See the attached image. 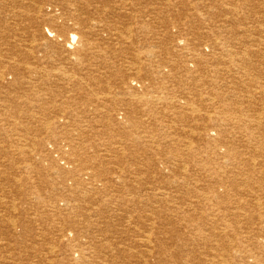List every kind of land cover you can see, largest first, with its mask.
Masks as SVG:
<instances>
[{
	"label": "rangeland",
	"instance_id": "374dc122",
	"mask_svg": "<svg viewBox=\"0 0 264 264\" xmlns=\"http://www.w3.org/2000/svg\"><path fill=\"white\" fill-rule=\"evenodd\" d=\"M106 3H107V6H106V11L103 13V15L105 14V16L107 17L106 18V24L107 26L109 27L110 29V32L108 33L109 35L106 36V40L108 38V42L109 43H116L115 41V37L117 39L118 36L122 35V39L120 41V45L116 44L115 46H111V47H115V49L118 51L117 54H118V58L120 59L119 60V64L114 67L112 69V71L114 72V75L112 76H108V78H104V82L101 83L102 86H97L98 84H100V82L95 85L92 89V91H90L89 89L87 90L88 91V95L87 96V100H85L83 103H80L79 106L77 105V107L74 109H66V106H63V98L62 97H57L56 98V103L58 105H60V107H63L65 109H60L58 112H62L64 113L65 111H68V110H72L75 112V115L72 116L70 118V122H74V125H75V129H77V132L81 134L83 133V136L80 137V136H75V137H72L71 135H69L64 129L60 128L59 129H56V131L51 132V128H53L52 126H54V123H58L60 122L61 120H54V119H51L48 123V121H46L45 123V126L47 124V130H39L37 132V130L39 129V125L35 128L34 132L32 134H30L31 136H34L33 139L34 141L31 142V144H28L27 145V142L22 139L21 134L20 132H16L15 131V123L18 121V122H23V124H26L27 121H32V122H36L35 120H30L28 117L26 118V108L22 110L21 108V103L24 102L25 99H22L21 95L18 96L17 98H15V100H19V104H20V108L19 109H15L11 106V102H9L11 99H9L8 97L5 96V94L3 96L0 95V119L1 120H4V121H1L0 123V216L2 215H6L8 219H14V221H18V223L20 224V218H21V211H14L13 209L15 208L14 205H16L18 203V207H22L21 205V199H22V203L23 204H27V205H24L26 206V210H29V208H34L36 207L35 210H39V212H43V215L44 216H48L49 217V220H47L46 218H41V217H38V216H35L33 214L32 211H30V215L28 214V216H30L32 218V225H28L26 226V229H27V233L26 236L24 237V242L22 243H17L16 240L14 238H12V235L11 232H12V228H9V226H7L6 223H3L2 224V219L0 218V264H28L30 261L29 264H48L49 262H52L54 260H56L57 258H53L50 254V252L54 251V252H59V250H61L64 245L66 247L69 246V247H74L76 245H85L88 247H93V248H97L98 251L97 252H102L100 257L99 256H96L95 258L94 257H89L88 256V260L89 262H98L100 264H130V262H132L131 264H141L143 262V264L145 263V261H147L145 264H161L159 262V260H156V258H152V257H147L146 255L143 257H138V258H131V261L128 260H124L123 257L120 258V256H117V257H107V256H110L112 254H107L105 253L104 251V247L106 248H110L111 250H116L117 252H124V253H131V254H134L133 251H137L138 253H143L145 252L146 248L143 247L142 249L139 248V249H134L132 251V248L131 246H133V241L134 239L137 237L139 239H142L144 238L143 236H146L147 234L150 235L151 233L153 235H155L156 239H155V245H158L156 246V249L155 251H158L160 247L164 246L163 248L167 249L168 252H171L174 254V259L172 258H169L168 260H166L167 262L165 263H162V264H198L199 260H195L192 258L189 260V258L193 257L194 255L197 257L199 256V253L201 252V264H211L212 262V258L215 257V256H225L226 259L224 260V262H226L225 264H239V260L237 258H235V254L238 253V252H242V250L244 251H247L249 252V249H250V245H248L246 242H245V237L248 236L249 234H252L253 236H258L256 234V229L259 228V221H255V222H247L243 227L242 229L239 230L238 233H231L230 229L233 228V225L230 229H222V227L226 228L224 225H228L230 226V224L233 222V221H230L233 217H237V214H239L241 217H239L240 221H242L241 219L244 220L245 218V215L244 214V211H249L251 214L253 215H257L264 218V200H261L259 203H260V207H262L260 210L258 209V212H263L261 215L258 214V212H254L253 210H250V209H247V208H243L244 206V202L246 200V195L243 194V192H246L248 190V192H253L250 194L251 195H254V196H259L257 195L255 192V189H252L250 188L249 190V187L246 186H243L244 184V180L246 178H249L251 176H255V182H253L259 189H261V191L264 193V185L262 184V178L259 179V177H257L258 175V172L259 171H256V172H249V169L253 168L252 166L248 168L244 167V165H242V162L240 163V157L241 155H243L242 157L243 158H247L251 155H254V156H251L253 158V165L257 166L258 169H264V160L262 159L261 155L264 154L263 152L264 151H261L259 149V152L258 154L257 153H254L252 154V150H253V145L252 144H249V146L251 145V147H249L248 145H246L245 142H242V143H235V151L238 152L239 154H236L234 152L231 151V156L230 157H226L224 158L223 154V149L221 152H218L219 154V158L216 154H214V151L213 149H210L208 147H205L202 143V141H194L196 145H201V154L198 155V154H195V156L193 157H190L189 159L191 160V165L193 167V169L195 168V170L197 169L196 167H194V165H196V163H200L201 164V175H199V173H195V172H192L191 175L192 176H189V187L187 186H182L180 190L181 193H179V190L175 191V190H172V192L174 193L173 195L175 197L178 198V200L180 201H176V203H173L171 204V207L173 206H177V205H180L178 206L179 208L177 209L178 212H180L179 214L180 217L179 218H175V219H172L171 221L169 220L168 222L166 220H164V218L161 219L162 216H165L166 217V213H167V208H162V209H158L156 212L159 213V216H158V225H154V227H150V224H148V222L146 220H144L145 218H141L139 217L138 215H142L143 217V214L144 216H148V215H151L152 214V210L150 208H147V206H134L135 204H133V206L131 205L133 203V200H135V194H137L139 192L140 189H144L146 190L147 188H153L155 186H160L159 184L161 183V181L165 182V178L167 175H165L162 180H160V178H156L153 177V171L151 170L150 173L148 175H143L145 178V183H144V178L143 176L141 175L140 178L137 176H134V175H138L136 173V169H135V164L133 163V158L141 153H144L146 154V146H152V143H150L148 141V139H145V138H142L140 140V142L137 143V138L140 137V133L141 135H143V131H147V130H143L142 128H138L139 127V124L138 123H127L126 121H124L122 118H123V114H125V112L127 111L128 112V115H129V119L130 121H133V120H142V121H146L149 122V120L152 122V124H155L156 120L157 119H160V120H157V122L159 123H156V127H155V130L156 132H154V137L157 141V145H158V149H160L159 151L156 150V147L154 146V150L152 152H147V155L148 157L146 156L145 158L149 160L151 159H155L156 161L159 162H164L167 160V156L168 155H171L173 153H176V147H174V144L175 140H177V137H180L181 135V131L182 130H186V128L188 129L189 127H195V128H199L201 126V120L203 121L204 119H206L205 121H216V120H227L225 121L226 122V125L224 124V128L227 127L229 129L232 128L233 125H230L228 124V121L230 123V121H233V120H229V117L232 116V112L229 110H227L228 108H231L232 109H235V107H237V111L239 112H236V113H233V116L232 118H235V116H238V114H241L240 116L241 117H244L246 118L245 116H248L247 114V111L251 112L250 114H256L257 118L259 119V121L263 120L264 118V105H262V102H260L261 104H258L260 106H255V108L258 109L259 112L255 113L254 111L257 110V109H254V106H250L251 105V99L252 97H249L248 94L246 93V95L244 94H240L234 92V91H230L231 88H232V84L234 83L233 80L237 79L239 80L237 77V72H239L240 70L245 74H246V71L244 69H240V67H232V63H233V60L235 59V56H233V54L235 53H239L240 51H242L241 53H245L246 52V55L243 56V55H240L241 57L244 58V60L250 62L252 65H255L256 63V66H258V68L256 69V71H253L251 70L252 72V75L250 76V78H246L247 76H245L244 74V78L246 79L247 81V84L248 82H250L248 85L245 83V79H241V83H243V85H246V86H250L253 91L250 92L251 94H254L255 91L254 90H263L264 89V20L262 21V19H264V0H105ZM241 1V2H240ZM250 1V2H249ZM252 1V2H251ZM125 2V3H124ZM226 2V3H225ZM235 2V3H234ZM237 2V3H236ZM245 2V3H244ZM262 2V3H261ZM24 4H27V2H22ZM111 3V4H110ZM239 3V4H238ZM251 3V5H250ZM258 3V4H257ZM244 4V5H242ZM29 5V4H27ZM25 5V6H27ZM254 5V6H253ZM225 8H224V7ZM228 6V7H227ZM246 6H248V8H246ZM190 7V8H189ZM232 7V8H230ZM252 7V8H251ZM215 8V9H213ZM218 8L220 9H223V10H226V11H223V14L222 13H219V14H222V15H218ZM237 8V9H236ZM121 9V10H120ZM213 9V10H212ZM217 9V10H216ZM252 9V10H251ZM212 10V11H211ZM234 11V10H237L238 13H235L234 12H231V11ZM16 11V10H14ZM17 11H25L24 9L23 10H17ZM124 11V12H123ZM254 11V12H253ZM260 11V12H259ZM25 12H33V10L31 11H25ZM243 13V14H241ZM249 13V14H248ZM253 13V14H252ZM260 13V14H259ZM114 14V15H113ZM251 14H252V17H251ZM124 15V16H123ZM225 15V16H224ZM227 15V17H226ZM239 15V16H238ZM257 15H260L259 18ZM90 17V15H87ZM111 16V17H110ZM113 16V17H112ZM234 16L235 18H238L239 20H241V22L237 21L234 22ZM256 16V17H255ZM221 17V18H220ZM223 17V18H222ZM226 17V18H225ZM114 18H116L115 20H113ZM142 19V20H140ZM222 19V20H221ZM258 19V20H257ZM261 19V20H260ZM24 21V20H23ZM29 20H25V22H27V24L24 22L22 24V28L24 29L25 32L28 31V29H31L32 30V26L31 24H29L30 22H28ZM246 21V22H245ZM131 22V23H130ZM230 24H229V23ZM239 22V23H238ZM259 22V24H257ZM260 22L261 24L263 25V28L259 27L260 25ZM122 23V24H120ZM245 23V24H244ZM256 23V24H254ZM11 24V26L9 25ZM21 24V23H20ZM115 24V25H114ZM153 24V25H152ZM186 24H188V26H186ZM192 24V25H191ZM226 24V25H225ZM30 25V26H29ZM117 25V26H116ZM119 25V27H118ZM124 25V26H123ZM127 25V26H126ZM232 27H231V26ZM250 26V27H247ZM256 29L254 30V28ZM257 25V26H256ZM8 27H5V28H1V29H4L6 31L9 32V40L8 41H0V47H1V50H3V52H7L9 50H11L13 48V45L15 44L14 43V34L12 33L14 31V26L13 25V20H10L9 23L6 25ZM205 26V27H204ZM227 26L230 27V29H233L234 30V34H232V40H227L225 41V39L227 38V36H224L221 32H223L222 29H229V27L227 28ZM246 28H245V27ZM13 27V29L11 28ZM121 27V28H120ZM122 27H123V31H122ZM126 27V29H124ZM162 27V28H161ZM253 29H252V28ZM11 28V30H10ZM26 28V29H25ZM115 28V30H118V31H114L113 29ZM130 28V29H129ZM147 28V29H146ZM208 28V29H207ZM213 28V29H212ZM220 28V29H219ZM251 28V29H250ZM119 29L121 31H119ZM139 29V30H138ZM151 29V30H150ZM162 29V30H161ZM168 29V30H166ZM243 29V30H242ZM248 29V31H247ZM113 31V32H112ZM127 31V33H125ZM130 31V32H129ZM136 31V32H135ZM155 33H154V32ZM173 31V32H172ZM247 31V32H245ZM259 31V32H258ZM118 32V33H117ZM122 32V33H121ZM135 32V33H134ZM157 32V33H156ZM180 32L181 34H175V33H178ZM258 32V34H257ZM262 32V33H261ZM131 33V34H129ZM150 33V34H149ZM154 33V34H153ZM162 33V34H160ZM167 33V34H166ZM168 33H174V34H168ZM208 33V34H207ZM245 33H247V35H249L248 37H246L247 35H245ZM260 33V34H259ZM4 34V33H3ZM135 34V35H134ZM149 34V35H147ZM164 34V35H163ZM240 34V35H239ZM243 34V35H242ZM263 34V35H262ZM1 35V33H0ZM118 35V36H116ZM127 35V36H126ZM144 35V36H143ZM160 35V36H159ZM203 38H202V36ZM110 36V37H109ZM112 36H115V37H112ZM125 36L127 38H125ZM130 36V38H129ZM139 36V37H138ZM148 36V37H147ZM216 36V37H215ZM241 36V37H240ZM136 37V38H135ZM138 37V38H137ZM141 37V39H140ZM237 39H236V38ZM239 37V38H238ZM25 38V39H24ZM22 39V43L21 44H17V45H20L21 47H18L17 49L19 51H23L22 49L23 48V45L27 44L28 41H30V37L27 36V34L25 35ZM29 38V39H28ZM119 38V37H118ZM144 38V39H142ZM160 38V39H159ZM217 38V39H216ZM130 39V40H129ZM138 39V40H137ZM148 39V40H147ZM151 41H150V40ZM164 39V40H163ZM184 39L185 42H182L183 45H181V47H185L183 50V52H180L178 53L181 48L177 46H180V44H182L180 42V40ZM199 39V40H198ZM206 39V40H205ZM235 39V40H234ZM242 39V40H241ZM249 39V40H247ZM124 40V41H123ZM143 40V41H142ZM204 40V41H203ZM216 40V41H215ZM24 41V42H23ZM159 41V42H158ZM170 41V42H169ZM203 41V42H202ZM206 41V42H205ZM219 41H221L219 43ZM231 41L232 43L231 44H228V45H225V48L223 50L224 54L222 53V55L220 54L221 51H219L220 49H215V46L216 44H222L224 42H229ZM236 41V42H235ZM130 42V43H129ZM166 42V43H165ZM211 42V43H210ZM244 42V43H243ZM250 42H253L252 44ZM259 44H258V43ZM19 43V42H18ZM139 43V44H138ZM156 43V44H155ZM161 43V44H160ZM171 43V44H169ZM208 43V44H207ZM243 43V44H242ZM246 43V44H245ZM141 44V45H140ZM154 44V45H153ZM167 44V45H166ZM241 44V45H240ZM245 44V45H244ZM255 44V45H253ZM257 44V45H256ZM118 45V46H117ZM125 45V46H124ZM127 45H130V46H127ZM152 45V46H151ZM157 45V46H156ZM164 45V46H163ZM172 45V46H171ZM249 45V46H248ZM251 45V46H250ZM260 45V46H259ZM135 46V47H134ZM211 46V47H210ZM256 47V49L254 50L252 47ZM117 47V48H116ZM146 47V48H145ZM244 47H245V50H244ZM250 47V48H249ZM261 47V48H260ZM263 47V48H262ZM123 48V49H122ZM125 48V49H124ZM140 48V49H139ZM145 48V49H144ZM150 48V49H149ZM120 49V50H119ZM127 49V50H126ZM178 49V50H177ZM228 49H231V50H228ZM234 49V50H233ZM241 49V50H240ZM254 51H253V50ZM126 50V51H125ZM186 50V51H185ZM212 50V51H211ZM239 50V51H238ZM258 50H260L258 52ZM262 50V51H261ZM121 51V52H120ZM145 51V52H144ZM148 51V52H147ZM189 51V52H188ZM204 51V52H203ZM234 51V52H233ZM126 52V53H125ZM132 52V53H131ZM150 52V53H149ZM193 52H199L201 53L204 57H205V60H207L208 62L205 63V64H209L208 67L212 66L214 63V58L215 57H222V56H225L224 58H227L225 60H229L230 61V66H231V72L233 73H224V72H219V73H216L215 72V75L212 74L213 72L210 70L211 68H208L207 70L205 68H203L205 65L203 63H201L202 65L201 66H196V65H188L189 68L185 69L187 70L185 73H183L182 75H184V80L187 82H182L180 80L176 81V79H179L178 76H175V75H172L170 74V76H167L166 78L163 77V76H156V78L154 79L153 81V85H155L156 87L160 86V85H168L167 86H164V89L166 90L164 93L161 94V96L163 97H166V99H163L162 100V103L159 104L157 106L158 109L154 108V112L152 111H144V112H140V111H135V108H140V107H135L134 105V102L133 100L130 101L129 98L127 99V106L125 105L124 108H127L126 110L125 109H121L119 108L120 110H116L115 106L117 104H119L120 102V99H124L126 101V97H119L121 96L120 94V91H119V87H120V81L121 83H124L123 80H119L120 78L121 79H125L124 81H127L126 79H128V77L130 79H134L133 78V74L136 73V67L135 64L133 63L134 66L130 67V64L132 65V62L134 61H130L132 58H138L136 55L138 56H142V58H147L150 57V56H153V59H155L156 62H158V60H161L163 59V57L167 58V60L169 59V61H172L174 62L176 65H180V64H186L187 62V58L190 57L191 53ZM216 52V53H215ZM254 52V53H252ZM261 52V53H260ZM121 53V54H120ZM135 53V54H134ZM215 53V54H214ZM219 53V54H218ZM227 53V54H226ZM260 55H258V54ZM24 54V53H23ZM124 54V55H123ZM159 54V55H158ZM248 54H252L251 56L248 55ZM257 54V55H256ZM35 55V56H34ZM34 55H27L25 58L21 57V56H16L18 57V61L21 63L18 64V65H8V64H5L4 67L6 69V67H9L10 68H14L15 69V73L14 75H11V76H8V85H14L13 89H17L15 88V85H19L20 83L23 84L25 83L26 81H29L32 77H40V74L44 71L45 67L41 66V62H39V55L38 54H34ZM128 55V56H127ZM131 55V56H130ZM149 55V56H148ZM185 55V56H184ZM131 58H130V57ZM148 56V57H147ZM174 56V57H173ZM183 56V57H182ZM263 58H259V57H262ZM169 57V58H168ZM219 57V58H220ZM233 57V58H232ZM30 58V59H29ZM172 58V59H171ZM183 58V59H182ZM213 58V60H212ZM257 60H256V59ZM261 59V61L259 59ZM114 58H109L108 61L109 62H112ZM123 59V60H121ZM130 59V60H129ZM248 59V60H247ZM253 59V60H252ZM255 59V60H254ZM116 60V58H115ZM126 60V61H125ZM128 60V61H127ZM133 60V59H132ZM164 60V59H163ZM166 60V59H165ZM123 61V62H122ZM237 61V60H235ZM125 62V63H124ZM178 62V63H177ZM185 62V63H184ZM260 62L263 64H260ZM188 63V62H187ZM235 63V62H234ZM236 63H239L238 61ZM259 63V64H258ZM8 65V66H7ZM24 65H28V66H25ZM127 65V66H126ZM187 65V64H186ZM21 66V67H20ZM32 66V67H31ZM42 68H40V67ZM261 66V67H260ZM31 67V68H30ZM128 67V69H127ZM263 67V68H262ZM34 68V69H33ZM36 68V69H35ZM38 68V69H37ZM122 68V69H121ZM201 68V69H200ZM8 69V70H9ZM12 69H10V72L12 71ZM13 69V70H14ZM23 69V70H22ZM28 69V70H27ZM126 69V70H125ZM190 69V70H189ZM192 69V71H191ZM204 69V70H203ZM235 69H238V70H235ZM240 69V70H239ZM29 70H32L33 71V74L29 73ZM120 70V71H119ZM134 70V71H133ZM184 70V71H185ZM201 70V71H200ZM205 71L203 73V71ZM2 71V70H0ZM21 71V72H20ZM25 71V72H24ZM127 71H130V72H127ZM197 71H200L197 73ZM212 72V73H209V72ZM237 71V72H236ZM18 72V73H17ZM37 72V73H36ZM117 72V73H116ZM123 72H127L125 75L126 77L123 78ZM134 72V73H132ZM202 72V74H200ZM208 72V74H207ZM255 72V73H253ZM258 72V73H256ZM7 73V72H6ZM39 73V74H38ZM52 73H56V71H52V69H50V71H48V73L46 74L47 77H49V75H51ZM131 73V74H130ZM234 73H235V76H234ZM27 74V75H26ZM31 74V75H30ZM37 74V76H35ZM119 74H121L119 76ZM200 74V75H199ZM211 75V76H208L210 77L209 79H205V78H208L206 75ZM255 74V75H254ZM16 75V76H15ZM24 75V76H23ZM34 75V76H33ZM123 75V76H122ZM205 75V76H204ZM224 75H226L224 77ZM27 76V77H26ZM172 76L175 77L172 78ZM186 76V77H185ZM223 76V77H222ZM232 78L231 80L229 79V77ZM233 76V77H232ZM237 76V77H236ZM256 76V77H254ZM263 76V77H262ZM10 77V78H9ZM19 77V78H18ZM120 77V78H119ZM169 77V78H168ZM199 77V79L197 80V78ZM201 77V78H200ZM218 77H220V79H218ZM259 77V78H258ZM112 78V79H111ZM119 78V79H118ZM172 78V81L170 80ZM188 78H189V81H188ZM224 78V79H223ZM228 78V79H227ZM253 78H256L255 80ZM263 78V79H262ZM28 79V80H27ZM128 79V80H130ZM174 79V80H173ZM192 79V80H190ZM226 79V80H225ZM251 81H250V80ZM259 79V80H258ZM16 80V81H15ZM106 80V81H105ZM163 80V81H162ZM167 80V81H166ZM196 80V81H195ZM207 80V81H206ZM216 80V81H215ZM221 80V81H220ZM114 81V82H113ZM156 81V82H155ZM193 81V82H192ZM202 83H201V82ZM205 81V82H204ZM240 81V80H239ZM242 81H245V82H242ZM107 82V83H106ZM167 82V84H166ZM169 82H172V83H169ZM178 82V83H176ZM180 82V83H179ZM182 82V83H181ZM192 82V83H191ZM213 82V83H212ZM253 82V83H252ZM10 83V84H9ZM113 83V84H111ZM155 83V84H154ZM197 83V84H196ZM212 83V84H211ZM108 86H107V85ZM115 84V85H114ZM148 84V82H147ZM171 84V85H169ZM175 84V85H174ZM185 84V85H184ZM190 84V85H189ZM220 84V85H219ZM223 84V85H222ZM254 84H256L255 86H253ZM84 85V86H83ZM83 88H87L88 86H86L85 84H83ZM103 85H105L106 87H110L111 92L107 91L105 89V87H103ZM152 85V86H153ZM173 85V86H172ZM178 85V86H177ZM197 85H199L197 87ZM205 85V86H204ZM27 86V85H26ZM31 86H34V85H31ZM117 86V87H115ZM180 86V87H179ZM189 86V87H188ZM191 86V88H190ZM203 86V87H202ZM213 86V87H212ZM215 86H216V91L214 90L215 89ZM219 86V87H218ZM223 86V87H221ZM257 86V87H256ZM187 87V88H186ZM193 87V88H192ZM208 90H206V88ZM221 87V88H220ZM255 87V88H254ZM262 87V89H261ZM25 88V87H24ZM96 88V89H95ZM100 88V89H99ZM104 88V89H102ZM168 88V89H167ZM181 89V90H178V89ZM211 88V89H210ZM219 88V89H218ZM224 88V89H222ZM229 92H227V90ZM188 89L189 91H192L194 89L197 90L196 92H188ZM210 89V90H209ZM222 89V90H221ZM178 90V91H177ZM185 90V92H184ZM199 90V91H198ZM95 91V92H94ZM97 91V92H96ZM106 91V92H105ZM180 91V92H179ZM201 91V93H200ZM219 91V92H218ZM222 91V93H221ZM100 92V94H99ZM216 92V93H215ZM218 92V93H217ZM234 92V93H233ZM102 93V94H101ZM107 94V95H104V94ZM117 93V94H116ZM166 93V95H164ZM175 93V94H174ZM178 95H177V94ZM184 93V94H183ZM189 95H188V94ZM196 93V94H194ZM199 93V94H197ZM212 93V94H211ZM228 93V94H227ZM96 94V95H94ZM99 96H98V95ZM174 94V95H173ZM217 94V95H216ZM223 94V95H222ZM231 94H234L232 95L231 97ZM236 94V95H235ZM102 95V97H101ZM104 95V96H103ZM109 95V97H108ZM188 95V96H186ZM193 95V96H192ZM197 95L200 97H197ZM212 95V96H211ZM229 97H228V96ZM77 98L79 95H75ZM93 96V97H92ZM116 96V97H115ZM179 96V97H178ZM182 96V97H180ZM186 96V97H185ZM191 96V97H190ZM196 96V97H195ZM213 96H216V97H213ZM221 96V97H220ZM21 97V98H20ZM95 97V98H94ZM98 99H97V98ZM139 97V96H138ZM194 97V98H192ZM207 97V98H206ZM213 97V98H211ZM231 97V98H230ZM243 98V99H240ZM106 98L108 99H111L113 100L114 102H111L110 101H107V103H102V102H105L104 100H106ZM185 100H184V99ZM198 98V99H197ZM205 98V99H204ZM221 99L222 101H220L219 99ZM233 98V99H232ZM246 98L250 99V100H246ZM9 99V100H8ZM22 99V101H21ZM173 101H172V100ZM183 99V100H182ZM188 99V100H187ZM193 99V101H192ZM230 99H232L231 101L233 102H230ZM237 99V100H236ZM241 101H239V100ZM8 100V101H7ZM90 100V101H89ZM169 100V101H167ZM190 100V101H189ZM195 100V101H194ZM209 100V101H208ZM212 100V102H211ZM219 100V101H218ZM228 100V101H227ZM6 101V102H5ZM117 103H116V102ZM165 101V102H164ZM167 101V102H166ZM192 101V106L190 105ZM224 101V102H223ZM225 101H226V104H225ZM7 103V104H4ZM89 102V104L87 105V103ZM97 102V103H96ZM186 102V103H184ZM189 102V103H188ZM202 104V106L200 107V104ZM244 102V103H243ZM248 102V104H247ZM60 103V104H59ZM177 103H179L177 105ZM204 103V104H203ZM217 103V104H216ZM230 103V104H228ZM236 105H235V104ZM9 104V105H8ZM91 104V105H90ZM94 104V105H93ZM107 105L105 109H102L101 111H97L96 108L99 107V106H103L105 107V105ZM175 104V106H174ZM199 108H197V105ZM206 104V105H205ZM216 104V105H215ZM221 104V105H220ZM225 104V105H224ZM232 104V105H231ZM234 104V105H233ZM246 104V105H245ZM250 104V105H249ZM169 105V106H168ZM174 108H179L178 111L177 109H174L175 112H173L174 110L172 109V107ZM180 105V106H179ZM185 105V106H184ZM188 105V106H186ZM212 105V106H210ZM238 105V106H237ZM82 106V107H81ZM84 106V107H83ZM86 106V107H85ZM88 106V107H87ZM97 106V107H96ZM110 106V107H109ZM113 106V107H111ZM179 106V107H178ZM229 106V107H228ZM10 107V108H9ZM59 107V108H60ZM102 107V108H103ZM192 107V108H191ZM196 107V108H195ZM203 107V108H202ZM207 107V108H206ZM220 109H219V108ZM248 107V108H247ZM260 107V108H259ZM92 108L94 110H92ZM130 108V109H129ZM166 108V109H164ZM191 108V109H190ZM226 108V109H225ZM230 108V109H231ZM253 112H252V109ZM2 109V110H1ZM4 109H6L4 111ZM15 109V110H14ZM78 109V110H77ZM133 109V110H132ZM161 109V110H160ZM172 111H171V110ZM181 109V110H180ZM199 109V110H198ZM219 109V110H216ZM244 109V110H243ZM249 109V110H248ZM21 111L20 113H17V111ZM83 110V111H82ZM105 110V111H104ZM111 110V111H109ZM129 110V111H128ZM139 110H142V109H139ZM160 111V112H157V111ZM169 110V111H168ZM189 110V113L187 112ZM195 110V112H194ZM207 110V111H206ZM222 110V111H221ZM4 111V113H3ZM7 111V113H6ZM34 110H30V112H32ZM88 111V112H87ZM94 111V112H93ZM168 111V113H167ZM178 113H177V112ZM227 111V112H226ZM52 112V110L50 111V113ZM84 112V113H83ZM86 112V114H85ZM111 112V113H110ZM118 112V113H117ZM122 112V113H121ZM124 112V113H123ZM133 112V113H132ZM140 112V113H139ZM183 112V114H182ZM194 112V113H193ZM197 112V113H196ZM199 112V114H198ZM226 112V113H224ZM17 113L18 114V117H13V114ZM91 113V114H90ZM107 116H106V114ZM110 113V114H108ZM156 113V114H155ZM192 113V115H191ZM214 113L213 115H209V114H212ZM221 113V114H220ZM228 113H229V116H228ZM244 113V114H243ZM9 114V115H7ZM90 114V115H89ZM94 114V115H93ZM99 114L101 116H99ZM117 114H119L117 116ZM132 114V115H130ZM155 114V115H154ZM174 114H177V115H174ZM182 114V115H181ZM187 114V115H186ZM207 114V115H206ZM216 114V116H215ZM220 114V116H218ZM224 114V115H223ZM236 114V115H235ZM247 114V115H245ZM10 115H12L10 118H7L9 117ZM98 115V116H97ZM116 115V116H115ZM140 115V116H139ZM167 115V116H166ZM179 115V117H178ZM190 115V116H189ZM209 115V116H208ZM227 115V116H225ZM260 115V116H259ZM3 116H6V117H3ZM82 116V117H81ZM93 116V117H91ZM113 116V117H111ZM120 116V117H119ZM144 116V118H143ZM157 116V117H156ZM161 116V117H160ZM164 116V117H162ZM185 118H184V117ZM190 118H189V117ZM204 116V117H203ZM223 116V117H221ZM262 116V117H261ZM42 117H40V120H42ZM67 117V116H66ZM105 117V118H104ZM167 117V118H165ZM171 119H168L170 118ZM199 117V118H198ZM16 118H18L16 120ZM80 118V119H79ZM83 118V119H82ZM93 118V119H92ZM98 118V120H97ZM107 118V119H106ZM110 118V119H109ZM113 118V119H112ZM119 118V119H118ZM147 118V119H146ZM196 118V119H195ZM204 118V119H203ZM231 118V119H232ZM263 118V119H262ZM11 119V120H10ZM24 119V120H23ZM26 119V120H25ZM29 119V120H28ZM100 119V120H99ZM104 119V120H103ZM109 119V120H108ZM112 119V120H111ZM145 119V120H144ZM149 119V120H148ZM167 119V120H166ZM20 120V121H19ZM85 120V121H84ZM168 120H170L168 122ZM184 120V121H183ZM187 120H191V121H187ZM199 120V121H198ZM13 123L14 125H12L11 123ZM57 121V122H56ZM161 121V122H160ZM174 121V122H173ZM186 121V122H185ZM193 121V123H192ZM6 122V123H5ZM41 122V121H39ZM39 122H36L37 124H39ZM79 124H78V123ZM86 122V123H85ZM200 122V123H199ZM116 123V124H115ZM161 123V124H160ZM170 126H169V124ZM175 123V124H174ZM182 123V124H180ZM191 123V124H189ZM137 124V125H136ZM173 124L175 126H173ZM178 124V125H177ZM206 126H208L209 124L208 123H204ZM203 124V125H204ZM9 125V126H8ZM134 125V126H133ZM136 125V126H135ZM36 125L34 124L33 127H35ZM93 126V127H92ZM104 126V127H103ZM114 126V127H113ZM148 126V125H146ZM169 126V127H168ZM2 127V128H1ZM6 127V128H5ZM11 127V128H10ZM87 127V128H85ZM117 127V128H115ZM136 127L138 128V130L136 129ZM160 127V128H158ZM162 127V128H161ZM171 127H173L171 129ZM181 127V128H180ZM184 127V128H183ZM85 128V129H83ZM89 128V129H88ZM91 128V130H90ZM102 131H101V129ZM104 128V129H103ZM125 128V129H124ZM87 129V130H86ZM118 129V130H117ZM121 129V130H120ZM131 129V130H130ZM167 129V130H166ZM176 129V130H174ZM180 129V130H179ZM182 129V130H181ZM54 130V129H53ZM63 130V131H61ZM80 130H84V131H80ZM112 130V131H110ZM120 130V131H119ZM162 130V131H161ZM164 130V131H163ZM172 130H174L172 132ZM12 133H11V132ZM72 131H74L72 129ZM108 131V132H107ZM110 131V132H109ZM114 131V132H113ZM117 131V132H116ZM135 131V132H134ZM161 131V132H160ZM167 131V132H166ZM199 131V130H198ZM32 132V131H31ZM30 132V133H31ZM129 132V133H128ZM132 132V133H130ZM176 132V133H175ZM230 132H233V130H231ZM39 133V134H38ZM61 133V134H59ZM67 133V134H66ZM92 133V134H91ZM100 133V135H99ZM104 133V134H103ZM107 133V134H106ZM115 133V134H114ZM134 133V134H133ZM170 133V134H169ZM178 133V135H177ZM236 133H238L236 131ZM236 133H232L230 136L232 138L233 141H235L233 139L234 135L236 138V140L240 139V134H236ZM5 134V135H4ZM44 134V135H43ZM87 134V135H86ZM129 134V135H128ZM172 134V135H171ZM3 135V136H2ZM7 135V137H6ZM18 135V136H17ZM56 135V136H55ZM66 135V136H65ZM93 135V136H92ZM117 135V136H115ZM128 135V136H127ZM131 135V136H130ZM136 135V136H135ZM160 135V136H159ZM175 135V136H174ZM1 136L3 138H1ZM17 136V137H16ZM51 136V137H50ZM59 136H62V137H59ZM86 136V137H85ZM102 136V137H101ZM107 136V137H106ZM133 136V137H132ZM163 136V137H162ZM172 136V137H171ZM12 137V139H11ZM15 137V139L13 138ZM36 137V138H35ZM41 137V138H40ZM90 137V138H89ZM96 137V138H95ZM110 137V138H109ZM117 137V138H116ZM119 137V138H118ZM157 137V138H156ZM183 137V136H182ZM242 137V136H241ZM6 138V139H5ZM20 138V139H19ZM58 138V140H57ZM65 138V139H63ZM66 138H70V140H76L75 142L73 141V146H77L79 148H82V147H87V146H90L92 148L91 152H87V155H86V158L85 161L83 160V165L82 167H85L86 169H88V171H90L91 173H94L96 175H101L103 178V180L107 181L108 184L106 186H102L101 184H97L98 185V189L99 191H101V193H98L96 195L97 197V202H98V206H101L102 204H105V205H102L101 208L104 207V210L106 209V211H104L103 214H98V216H95V211H96V206H95V211H92L90 212L91 213V217H97L96 219H92L91 217L90 218H73V219H69L68 221H61L59 217H51L54 212L52 210H54L51 206L52 202H54V200L60 196H66L67 198L71 199V206L68 208V207H62L64 214L66 213V215H69L71 214L72 216L74 211L73 208L76 204H78V202H74V198L75 196L77 195H74L73 193H71V189H72V186L70 187V191H67L65 189H63L62 187H60L61 185V182L62 180H60L61 178H58V176L56 177V180H55V183L57 184L56 187H55V191L53 190V187L49 186L48 184L46 183H42L41 181V184H40V177H42V175L40 174V172L37 170L38 168H49L48 166H53V165H57V166H60V167H66L68 169V164L64 163L65 161H63V163L60 160V156H57L55 155L54 159L58 162V164H54L52 163L50 160L51 158L49 156H44L42 155L41 153V149H44L43 146L41 145H38L37 143V140H45V143L47 142V144H52L50 145L51 147L53 146L54 148L56 147L57 149H60L62 150L63 152H66V154H69L67 151H70L71 148L68 147L69 143H71L70 141H68ZM99 138V140H98ZM115 138V139H114ZM2 139V141H1ZM20 140L19 142H15L16 140ZM88 139V141H87ZM108 139V140H107ZM114 139V140H113ZM167 139V140H166ZM11 140V141H10ZM61 140V141H60ZM95 140V141H94ZM103 140V141H102ZM165 140V141H164ZM180 140H183V139H180ZM237 140V141H238ZM21 141H22V147L19 146L21 145ZM78 141V142H77ZM97 141V142H96ZM114 141V142H113ZM6 142V143H5ZM13 144H12V143ZM100 142V143H99ZM117 142V143H116ZM120 142V143H118ZM132 143L130 145V143ZM146 142V143H145ZM167 142V143H165ZM173 142V143H171ZM11 143V146H9ZM34 143H36V146L35 147ZM65 143V144H64ZM82 143H85L82 145ZM105 143H106V146H105ZM112 143V144H110ZM151 145H149V144ZM160 143V144H159ZM5 144V145H4ZM7 144V145H6ZM26 144V145H25ZM33 144V145H32ZM116 144V145H115ZM119 144V145H117ZM146 144V145H145ZM161 144H164L163 146H161ZM182 144V145H181ZM177 143V148L181 147L180 149H183L185 145V142L183 143ZM2 145V146H1ZM13 145H15V147H12ZM19 148H23L22 150H25L26 151V154L25 155H28V152L31 151H34L32 154L34 155H39L41 154L42 158L40 159H37L36 156H34L33 158H28V156L25 157V155L21 156L17 153V154H12V153H16L17 151L15 150L17 147ZM30 145V146H29ZM100 145V146H99ZM104 147H103V146ZM112 145V146H111ZM123 147H121V146ZM170 145V147H169ZM173 147H172V146ZM93 146V147H92ZM126 146V147H125ZM132 146V147H131ZM141 146V147H140ZM176 146V145H175ZM2 147V148H1ZM8 147V148H7ZM11 147V148H10ZM28 147V148H25ZM34 147L36 149H34ZM48 147L47 149L49 150H52L53 147ZM138 147V149H137ZM257 147V146H256ZM7 148V149H6ZM29 148H31L29 150ZM95 148V149H94ZM97 148H100V149H97ZM117 148V149H116ZM169 148H171V150H173V153L169 151ZM5 149V150H4ZM28 149V150H27ZM105 149H108V150H105ZM111 149V150H110ZM146 149V150H145ZM206 149V150H205ZM252 149V150H251ZM38 150V151H37ZM46 150V149H44ZM102 150V151H101ZM122 150V151H121ZM208 150V151H207ZM245 150H248V151H245ZM15 151V152H14ZM105 151V152H103ZM111 151V152H110ZM114 151V152H113ZM118 151V152H116ZM119 151H121L119 153ZM142 151V152H141ZM210 151V153H208ZM244 151V152H243ZM252 153H251V152ZM37 152V154L35 153ZM59 152V155L61 154L60 151L58 150ZM99 152V153H98ZM107 152V153H106ZM139 152V153H138ZM164 152V156L162 155ZM170 152V153H169ZM248 152V153H247ZM250 152V153H249ZM262 152V154H261ZM5 153V154H4ZM39 153V154H38ZM90 153L92 155H90ZM103 153V154H102ZM106 153V154H105ZM117 153V154H116ZM126 153V154H125ZM246 155H244V154ZM248 155H247V154ZM7 154V155H6ZM95 154V155H94ZM114 154V155H112ZM159 154V155H158ZM167 154V156H166ZM19 155V156H18ZM116 155V157H115ZM120 155V156H119ZM158 155V156H157ZM162 155V156H161ZM197 155V156H196ZM205 155V156H204ZM221 155V157H220ZM238 155V156H237ZM9 156V157H8ZM104 156V157H103ZM108 156V157H106ZM111 156V157H110ZM150 156V157H149ZM152 156V157H151ZM200 156V157H199ZM240 156V157H239ZM5 157V158H4ZM7 157V158H6ZM11 157V158H10ZM17 157V158H15ZM36 157V158H35ZM94 157V158H93ZM102 157V158H101ZM114 157V158H113ZM118 157V158H117ZM154 157V158H153ZM161 157V158H160ZM233 157V158H232ZM236 157V158H235ZM261 157V158H260ZM9 158V159H8ZM21 158V159H20ZM25 158V159H24ZM28 158V159H27ZM89 158V159H88ZM105 158V159H104ZM129 159V160H126V159ZM204 158V159H203ZM206 158V159H205ZM208 158V159H207ZM218 158V159H217ZM14 159V160H13ZM18 162H16L17 160ZM23 159V160H22ZM29 159H32V160H29ZM94 159V160H93ZM123 159V161H122ZM201 161H200V160ZM215 161H214V160ZM9 160V161H7ZM22 162H21V161ZM112 160L114 162H112ZM160 160V161H159ZM199 160V161H197ZM213 160V161H212ZM217 160L219 162H217ZM223 160V161H221ZM256 160V162L254 161ZM24 161V162H23ZM26 161V162H25ZM93 161V162H92ZM16 162V163H15ZM21 162V163H20ZM32 162V163H29ZM99 162V163H98ZM102 162V163H101ZM215 162V163H214ZM24 165H23V164ZM28 163V164H27ZM106 163V164H105ZM120 163V164H119ZM208 163V164H207ZM53 164V165H52ZM88 164V165H87ZM90 164V165H89ZM94 166H93V165ZM118 164V165H117ZM134 164V165H133ZM153 164H154V160H153ZM163 164L164 163H161V164H156L154 167L151 166L152 169H155L156 167H161L164 169V167H166V169L164 170L166 172V174H168V169L167 167L169 166V164H165V166L163 167ZM206 164V165H204ZM236 164V165H235ZM19 166V169H18V166ZM22 165V166H21ZM34 165V167H33ZM98 165V167H97ZM103 165V166H102ZM110 165V166H109ZM120 165V168L118 169ZM130 165V166H129ZM190 165V166H191ZM230 165V166H229ZM5 166V167H4ZM15 166V167H14ZM17 166V167H16ZM32 166V167H31ZM118 166V167H117ZM126 166L128 167L126 169ZM133 166V167H132ZM205 166H208V167H205ZM228 166V167H227ZM242 166V167H240ZM259 166H261L262 168H260ZM75 168L74 169H68L69 171H67L66 173H64L63 175H65L66 178L70 177V176H75V172L73 170H77V164L76 166H74ZM88 167V168H87ZM122 167V168H121ZM13 168V169H12ZM17 168V169H16ZM25 168V170H24ZM37 168V169H35ZM79 168V167H78ZM132 168V169H131ZM241 168V169H240ZM247 169L245 171V169ZM31 169V170H30ZM34 169V170H33ZM90 169V170H89ZM92 169V170H91ZM101 169V170H100ZM110 171H109V170ZM16 170V172H15ZM23 170V171H22ZM30 170V171H29ZM96 170V171H95ZM114 170V171H113ZM121 172H120V171ZM124 170V171H123ZM206 170V171H205ZM243 170V171H242ZM12 171V172H11ZM22 171V172H21ZM34 171V172H33ZM127 171V172H126ZM132 171V172H131ZM214 171H218L219 173H222L223 175V178L219 177V179H230L233 180L231 182H229L228 180L227 181H222V180H219L218 178H216V176L214 175ZM224 171V172H223ZM230 171V172H229ZM20 172V174H19ZM226 172V173H225ZM231 172L235 173L233 175H231L230 177V174H232ZM247 175H246V173ZM12 173H15V174H12ZM24 173V174H22ZM120 173V174H119ZM152 173V174H151ZM230 173V174H229ZM4 174V175H3ZM8 174V175H7ZM29 174V175H28ZM123 174V175H122ZM196 174V175H194ZM224 174H227L226 177ZM244 174V175H243ZM12 175V176H11ZM26 175V176H25ZM214 175V176H213ZM12 178L15 177L16 180H19L20 182H25L27 180V183L29 182V188H33V189H36L38 191V193H34V192H29V193H26V194H22L21 192L18 194V193H15V186L14 187H11V184L9 183V178L12 179ZM40 176V177H39ZM107 176V177H106ZM110 176V177H109ZM113 176V177H112ZM148 176V178H147ZM236 176V177H235ZM241 176V178H243V180L241 181V179L238 177ZM245 176V177H244ZM36 177V178H35ZM123 177V179H122ZM129 177V178H128ZM152 177V178H150ZM180 176L177 174V175H173V176H170V179L174 180V179H177L179 178ZM192 177V179H190ZM198 179H197V178ZM232 177H234L232 179ZM257 177V179H256ZM29 178V179H28ZM34 178V179H33ZM66 178L64 180H66ZM125 178V179H124ZM143 178V179H142ZM201 178V179H200ZM214 178V180H213ZM31 179V180H30ZM43 179V178H42ZM88 179V178H87ZM122 179V180H120ZM130 179V180H129ZM142 180V183L140 182ZM153 179V180H152ZM167 179V178H166ZM262 179V180H261ZM6 180V181H5ZM29 180V181H28ZM33 180V181H32ZM92 180V179H91ZM110 180V181H109ZM133 180V181H132ZM150 180V182H149ZM165 180V181H164ZM196 180V182H195ZM240 180V181H239ZM261 180V181H260ZM157 181H160L159 183ZM191 181H192V185H191ZM220 181V182H218ZM236 181V182H235ZM39 182V183H38ZM113 182V183H111ZM129 182V183H128ZM139 182V184H137ZM157 182V183H156ZM200 182V183H199ZM213 182V183H212ZM261 182V183H260ZM111 183V184H109ZM118 183V184H117ZM133 183V184H132ZM149 183V184H148ZM154 183V184H153ZM211 183V184H210ZM219 185H222L221 187L222 188V194L221 196L216 199L215 197H213V195L209 192L210 189L209 187H213V186H219ZM239 183H241L240 187L241 189H236V188H233L235 186H237ZM243 183V184H242ZM46 184V185H45ZM95 184V183H94ZM135 184V185H134ZM232 184V185H231ZM71 185V183H70ZM112 187H111V186ZM138 185V186H137ZM151 185V186H149ZM254 185V186H255ZM261 185V186H260ZM116 186V187H115ZM123 186V188H122ZM127 186V187H125ZM142 186V187H141ZM201 187V190H200V187ZM255 186V187H256ZM103 187V188H102ZM115 189H114V188ZM131 187V188H130ZM140 187V188H139ZM185 189H184V188ZM193 187V188H192ZM205 187V188H203ZM220 187V186H219ZM243 187V188H242ZM111 188V190H110ZM113 188V189H112ZM233 188V190H232ZM247 188V190H246ZM107 189V190H106ZM118 189V190H116ZM120 189V190H119ZM122 189V190H121ZM194 189L196 191H194ZM257 189V188H256ZM59 190V191H58ZM78 191H75V192H79V189H77ZM131 190V191H129ZM133 190V191H132ZM191 190V191H190ZM200 190V192H199ZM204 190V191H203ZM52 191V192H51ZM183 191V192H182ZM190 191V192H189ZM203 191V192H202ZM208 191V192H207ZM225 191V192H224ZM243 191V192H242ZM58 192V193H57ZM105 192V193H104ZM113 192V194H112ZM115 192V193H114ZM121 192L123 193V196H125V198L122 196ZM129 192H130V195H129ZM170 192V191H169ZM177 192L181 195H178ZM48 193V194H47ZM67 193V194H66ZM111 193V194H110ZM117 193V194H116ZM128 193V194H127ZM192 193V194H191ZM198 193V194H197ZM204 193V194H203ZM22 194V195H21ZM109 194V195H108ZM119 194V195H118ZM191 194V195H190ZM206 194V196H204ZM208 194V195H207ZM211 194V195H210ZM27 195V196H26ZM53 195V196H52ZM117 195V196H116ZM178 195V196H176ZM197 195H200V199L197 198L196 196ZM20 198H18V197ZM26 196V197H25ZM33 196V197H32ZM49 196V198H48ZM57 196V197H56ZM108 196V197H107ZM114 196V198H112ZM129 196V198H128ZM190 196V197H189ZM196 198H195V197ZM204 196V197H203ZM245 196V198H244ZM25 197V198H24ZM43 197V198H42ZM99 197V198H98ZM181 197V198H180ZM202 197V198H201ZM52 198V199H51ZM73 198V199H72ZM107 198V199H106ZM117 198V199H116ZM134 198V199H133ZM180 198V199H179ZM184 198V199H183ZM191 202H195L194 206L196 207V209L198 207H200L199 209H197L198 211V214L200 215L201 211H202V214H201V225H204L205 228L202 229L201 231V238L202 236H205V238H207L206 241H204L202 243L199 242H194V241H191L192 240V235L191 233L194 232L193 228L196 229V222L199 221V220H194V222H191V223H188V224H185L186 221L182 220V217L184 216H188L189 215V209L191 210L192 209V206L189 207L188 203L189 200H191ZM211 198V199H210ZM3 199V200H2ZM35 199V200H34ZM109 199V200H108ZM183 199V200H182ZM194 199H197V200H194ZM201 199H202V202H201ZM204 199V200H203ZM14 200V201H13ZM17 200V201H16ZM24 200V201H23ZM34 200V201H33ZM47 200V201H46ZM49 200V201H48ZM73 200V202H72ZM131 200V201H130ZM182 200V201H181ZM184 200L186 201V203L184 202ZM194 200V201H193ZM206 200V201H205ZM30 201V202H29ZM36 201V202H35ZM205 201V202H204ZM208 201V202H207ZM217 201V202H216ZM221 201V202H220ZM17 202V203H15ZM101 202V203H100ZM110 202V203H109ZM126 202V203H125ZM181 202V203H179ZM196 202L198 205H196ZM201 202V203H199ZM210 202V203H209ZM263 202V203H262ZM31 203V204H30ZM49 203V204H48ZM73 203V204H72ZM112 203V204H111ZM116 203V204H115ZM119 203V204H118ZM185 203V205L183 204ZM218 203V204H217ZM240 203V205H238ZM34 204V205H32ZM111 204V206L109 205ZM118 204V205H117ZM122 204V205H120ZM201 204V205H199ZM215 204V205H214ZM222 204V206H221ZM262 204V205H261ZM89 205V204H88ZM109 205V206H108ZM131 207H130V206ZM192 205V203H191ZM204 205V206H203ZM211 205V207H210ZM217 205V206H216ZM238 205V206H237ZM17 206V205H16ZM116 206V207H115ZM120 206V207H119ZM184 206V207H183ZM202 206V207H201ZM219 206V207H218ZM228 206V207H227ZM242 206V207H241ZM91 207V206H89ZM128 207V208H127ZM145 207V208H144ZM240 207V208H239ZM259 207V208H260ZM5 208V209H4ZM109 208H112V209H109ZM142 208V209H141ZM229 208V209H228ZM234 208V209H233ZM239 208V209H237ZM243 208V209H242ZM4 209V210H3ZM10 209V210H9ZM49 209V210H48ZM132 209V211H131ZM137 209V211H136ZM145 209V210H144ZM183 209V211H182ZM210 209V210H209ZM216 212V215H218L217 218L216 215L214 214V212ZM222 209V210H221ZM225 209V210H224ZM233 209V210H232ZM263 209V210H262ZM3 210V211H2ZM5 210H8V211H5ZM128 210V211H127ZM134 210V211H133ZM140 210V211H139ZM151 210V211H149ZM185 210V211H184ZM240 212H239V211ZM242 210V211H241ZM49 211V212H48ZM118 211V212H117ZM126 211L125 213L121 214V212H124ZM136 211V213H135ZM188 211V212H186ZM207 211V212H206ZM237 211V214H235ZM97 212V211H96ZM115 212V213H113ZM120 212V214H119ZM130 212V213H128ZM133 212V213H132ZM141 212V213H140ZM147 214H145V213ZM205 212V213H203ZM243 212V213H242ZM259 212V213H260ZM50 213V214H49ZM62 213V212H61ZM132 213V214H131ZM140 213V214H139ZM149 213V214H148ZM171 213V212H170ZM186 213V215H185ZM213 215H212V214ZM241 213V214H240ZM109 216H107V215ZM131 214V215H130ZM134 214V215H133ZM138 214V215H137ZM162 214V216L160 215ZM188 214V215H187ZM210 215L212 217H209V216H206V215ZM222 214V215H221ZM232 214V215H231ZM235 214V215H233ZM18 215V216H16ZM32 215V216H31ZM116 215V216H115ZM238 215V216H239ZM101 216V217H100ZM102 216H104L102 218ZM114 216V217H113ZM119 216H121L119 218ZM161 216V217H160ZM171 216V215H170ZM221 216V217H220ZM227 216V217H226ZM233 216V217H232ZM34 217V218H33ZM107 217V218H106ZM124 217V218H123ZM129 217V218H128ZM131 217V218H130ZM140 219V222H138L139 220L137 218ZM220 217V218H219ZM224 217V218H223ZM232 217V218H231ZM243 217V218H242ZM57 218V219H56ZM126 218V219H125ZM205 218V219H204ZM212 220H211V219ZM230 218V219H229ZM17 219V220H16ZM43 219V220H42ZM77 219V220H76ZM89 220V221H86ZM91 219V220H90ZM103 219V220H102ZM105 219V220H104ZM108 219V220H107ZM114 219V220H112ZM117 219V220H116ZM125 219V221H123ZM137 219V220H135ZM161 219V220H160ZM176 219H181V220H176ZM204 219V220H203ZM221 219H225L227 222H222L220 221ZM33 220H36V221H33ZM39 220V221H37ZM74 220V221H73ZM85 220V221H84ZM119 221H123V222H118ZM143 220V223L145 221V226L143 225V223H141ZM211 220V221H210ZM219 220V222H218ZM52 221H55V222H52ZM112 221V223H111ZM118 223H117V222ZM128 221V222H127ZM133 221V222H132ZM140 224V228L142 229L141 232L142 233H137L135 232L136 230V225H138V223ZM215 221V222H213ZM217 221V222H216ZM245 221V220H244ZM243 221V222H244ZM34 222V223H33ZM40 222V223H39ZM69 222V223H68ZM81 222V223H80ZM110 223V226H109V223ZM116 222V223H115ZM135 222V224H134ZM160 222V223H159ZM162 222L164 224H162ZM167 222V223H165ZM175 224H174V223ZM178 222V223H177ZM184 222V223H183ZM231 222V223H229ZM45 223V224H44ZM67 223V224H66ZM74 223V224H73ZM94 223V224H93ZM122 223H125V224H122ZM169 223V225H168ZM171 223V224H170ZM173 223V224H172ZM180 223V224H179ZM221 223V224H220ZM60 225V226H57V225ZM63 224V225H62ZM76 224V225H75ZM82 224V225H81ZM106 224V225H105ZM134 224V225H133ZM142 224V225H141ZM162 224V225H160ZM178 224V226H176ZM185 224V225H184ZM207 224V226H206ZM216 224V225H215ZM35 225V226H34ZM43 225V226H42ZM47 225V226H46ZM49 225V226H48ZM69 225V227H68ZM89 225V226H88ZM101 225H105V227L101 226ZM121 225V226H119ZM124 225V226H123ZM129 225L130 228L128 227ZM134 228H133V226ZM160 225V226H159ZM182 225V226H180ZM259 225V226H258ZM33 226V227H32ZM64 226V227H63ZM74 226V227H73ZM85 226V227H84ZM98 226V227H97ZM112 226V227H111ZM120 228H118V227ZM150 227V228H147ZM158 228H157V227ZM165 226V228H164ZM168 226V227H166ZM171 226V228H170ZM182 228H180V227ZM209 226V227H208ZM53 227V228H52ZM110 227V229H109ZM117 227V228H116ZM125 227V229H124ZM127 227V229H126ZM145 227V228H144ZM157 229H156V228ZM163 227V228H162ZM174 227V228H173ZM185 227V228H184ZM44 228V229H43ZM68 229V228H73L75 229L78 233H79V236L77 238V240L74 242V237H69L66 239V241L64 242H61V241H58V237H59V233L57 231H59L60 229ZM77 228V229H76ZM104 228V229H102ZM106 228V230H105ZM112 228V229H111ZM56 229V232H53L55 231ZM58 229V230H57ZM102 229V231H101ZM108 229V230H107ZM113 229H115L113 231ZM124 229V230H123ZM134 229V232L132 231ZM144 229V230H143ZM151 229V231H150ZM156 229V230H155ZM159 229V230H158ZM163 229V230H162ZM170 229H178L177 231L179 230H182V231H179L180 234L182 235L183 231H184V235H183V239L184 241H177L176 238H172L175 236H171V233H169ZM184 229V230H183ZM190 229V230H189ZM234 229V228H233ZM50 230V231H49ZM98 230V231H97ZM100 230V231H99ZM153 230V231H152ZM162 230V231H161ZM204 230V231H203ZM219 230H223L224 232H227V234L224 236V237H227L225 238V244L224 243H220L218 242V239L215 238V235L218 233H224L222 231L219 232ZM19 231H21L19 229ZM33 231V232H32ZM37 231V232H36ZM41 231V232H39ZM47 231V232H46ZM118 231V232H117ZM128 231V232H127ZM186 231V232H185ZM235 231V230H234ZM50 232V234H49ZM89 232V233H88ZM91 232V234H90ZM100 232H103L102 234ZM106 232H109V235H107ZM113 232V233H111ZM127 232V233H125ZM146 232H148L147 234H145ZM169 234H168V233ZM182 232V233H181ZM81 233V234H80ZM95 233V234H94ZM99 233V234H98ZM105 233V235H103ZM128 233H131V234H128ZM166 233V234H164ZM196 233V232H195ZM204 233V234H203ZM210 233V234H209ZM43 234V235H42ZM52 234V235H51ZM110 234H113L112 235V238H111V235ZM121 234V235H120ZM127 235V238H126V235ZM135 234V236L133 235ZM144 234V235H143ZM157 234V235H156ZM213 234V235H212ZM28 235V236H27ZM37 235V236H36ZM47 235V236H46ZM51 235V236H50ZM103 235V236H102ZM118 235V237H117ZM124 235V236H123ZM129 235V236H128ZM162 235V236H161ZM165 235L166 237L164 238ZM170 235V236H169ZM207 235V237H206ZM33 236V237H32ZM42 236H45V238L50 241H48V244H50L47 248V246L45 247V249L43 250L42 253H45L48 252L47 250H49L50 252H48V256L47 258H44V256L42 257V259L34 256V255H31L30 254V251H29V248L31 247H28V246H34V245H41L43 244L42 241H38V240H35L36 237H42ZM91 236V237H90ZM107 236V238H106ZM131 236V237H130ZM139 236V237H138ZM159 236V237H158ZM185 236V237H184ZM210 239H208L209 237ZM212 236V237H211ZM231 236V237H230ZM55 237V238H53ZM57 237V238H56ZM82 237V238H81ZM98 237V238H97ZM168 237H171V238H168ZM188 237V238H186ZM191 237V238H190ZM30 238V239H28ZM32 238V239H31ZM114 238H117V239H114ZM125 238V239H124ZM137 238L135 240H137ZM186 238V239H185ZM204 238V237H203ZM215 238V239H214ZM233 238V239H232ZM257 240L262 243V240L263 238L261 239H258L259 237H256ZM45 239V240H46ZM52 239V240H51ZM60 239V237H59ZM97 239V241H95ZM106 239H107V243H106ZM111 239V240H110ZM113 239V240H112ZM122 239L124 241H122ZM128 239V240H127ZM164 239V240H163ZM169 239V241H167ZM34 240V241H33ZM53 240H57V241H53ZM72 240V241H71ZM87 240V241H86ZM99 240V241H98ZM114 240H118L119 242H123V243H119L118 241L114 242ZM132 241L129 243H127V241ZM159 240V241H157ZM162 240V241H161ZM174 243H172L173 241ZM217 240V241H216ZM230 240V241H229ZM47 241L45 242V244H47ZM69 241V242H68ZM92 241V242H91ZM105 241V242H104ZM214 241V242H213ZM224 241V240H223ZM229 243H228V242ZM28 242V243H27ZM40 242V243H39ZM56 242V243H55ZM58 242V243H57ZM68 242V243H67ZM104 242V243H102ZM112 242V244H111ZM128 244H126V243ZM179 242V243H178ZM209 242H212L209 243ZM35 243V244H34ZM67 243V244H66ZM71 243V244H70ZM96 243V244H95ZM98 243V244H97ZM113 243H118L117 245L116 244H113ZM132 243V244H130ZM157 243V244H156ZM196 245H195V244ZM214 243V244H213ZM219 243V244H218ZM22 244V245H21ZM31 244V245H30ZM34 244V245H32ZM95 244V245H94ZM109 244V245H108ZM170 244V247L172 248V244H174L173 246V249H171L170 247H168ZM200 244V247L199 245ZM210 244V245H209ZM106 245V246H105ZM115 245V246H114ZM123 245V246H122ZM192 245H194L195 247H193ZM217 245H219V247H217ZM4 246V247H3ZM53 246H56L54 248H52ZM119 246V247H117ZM124 246L127 248H124ZM180 246V247H179ZM191 246V247H190ZM204 246V247H203ZM208 246V248H207ZM3 247V248H2ZM51 247V248H50ZM64 247V248H65ZM115 249H114V248ZM123 247V248H122ZM185 247V248H184ZM193 247V248H192ZM197 247V249H196ZM199 247V248H198ZM26 250H24V249ZM47 248V249H46ZM58 248V249H57ZM100 248V249H99ZM130 248V250H129ZM189 250H186L188 249ZM22 249V251H21ZM27 249H28V252H27ZM52 249V251L50 250ZM109 249V250H110ZM126 249V250H125ZM145 249V250H144ZM181 249V250H180ZM196 249V250H195ZM208 249V251H207ZM8 250V251H6ZM102 250V251H101ZM171 250V251H170ZM204 250V251H203ZM212 250V251H211ZM214 250V251H213ZM2 251V252H1ZM141 251V252H140ZM175 251V252H174ZM185 251V253H184ZM190 251V252H189ZM192 251H197V252H193L192 254ZM207 251V252H205ZM211 251V252H209ZM104 252V253H103ZM188 252V253H187ZM205 252V253H204ZM22 253V254H21ZM30 255H28V254ZM204 253V254H203ZM207 253V255H206ZM215 253H217L215 255ZM103 254H106V256H103ZM14 255V256H13ZM143 255V254H141ZM190 255H192L190 257ZM212 255V257H211ZM17 256V257H16ZM30 256V257H29ZM103 256V257H101ZM189 256V257H188ZM147 257V258H146ZM178 257V258H177ZM210 261H209V259ZM11 258V259H10ZM23 258V259H22ZM38 258V259H37ZM49 258V259H48ZM53 259V260H50V259ZM102 258V259H101ZM123 258V259H122ZM140 258V259H139ZM146 258V259H145ZM27 259V260H26ZM35 259V260H33ZM37 259V260H36ZM47 259V261H46ZM73 259H76V261H79L80 259L78 258H73ZM116 259V260H115ZM132 259L134 261H132ZM136 259L137 262H136ZM145 259V260H144ZM178 259V260H177ZM205 259V260H204ZM15 260V261H14ZM24 262H23V261ZM33 260V261H32ZM45 260V261H44ZM101 262H100V261ZM124 260V261H123ZM155 260V261H154ZM171 260V261H170ZM174 260V261H173ZM176 260V261H175ZM253 262L257 261L259 263H261L260 260L256 259L255 257H253ZM26 261V262H25ZM184 261V262H183ZM191 261H194V262H191ZM17 262V263H16ZM19 262V263H18ZM28 262V263H27ZM38 262V263H37ZM139 262V263H138ZM207 262V263H206ZM95 263V264H96ZM264 264V263H263Z\"/></svg>",
	"mask_w": 264,
	"mask_h": 264
},
{
	"label": "bare ground",
	"instance_id": "6f19581e",
	"mask_svg": "<svg viewBox=\"0 0 264 264\" xmlns=\"http://www.w3.org/2000/svg\"><path fill=\"white\" fill-rule=\"evenodd\" d=\"M257 1V0H256ZM22 2H27V4H29V5H27V4H24V3H22ZM241 2V1H240ZM250 2V1H249ZM252 2V1H251ZM258 2V1H257ZM125 3V2H124ZM226 3V2H225ZM235 3V2H234ZM237 3V2H236ZM245 3V2H244ZM262 3V2H261ZM264 3V2H263ZM111 4V3H110ZM239 4V3H238ZM258 4V3H257ZM25 5H27V6H25ZM242 5H244V4H242ZM250 5H251V3H250ZM106 6H107V3H106V1L105 0H0V33H1V35H0V41H8L9 40V30L8 31H6V30H4V29H1V28H5V27H8V26H6L8 23H9V21L10 20H13V25H15L14 26V31L12 32L13 34H14V45H13V48L11 49V50H9V51H7V52H3V50H1V47H0V70H2V71H0V95L1 96H3L4 94H5V96L6 97H8L9 99H11L9 102H11V106L13 107V108H17V109H19L20 108V104H19V100L17 101V100H15V98H17L18 96H20L21 95V97H22V99H25L24 100V102L22 101V99H21V101L23 102V103H21L22 105H21V108H22V110H23V108L25 109L26 108V106H27V108H26V113H24V114H26L25 116H26V118L28 117L30 120H35L36 122H39V121H41V122H39V124H37L36 122H32V121H27L26 122V124H23V122H16L15 123V131L16 132H20V134H21V136L20 137H22V139L21 140H23V142L24 141H26L27 142V145L26 146H28V144H31V142H33L34 141V139H33V137L34 136H31L30 134H32L33 132H34V130H35V128L39 125L40 127H39V129L37 130V132L39 131V130H47L46 128H47V124L49 123V122H51L52 120L51 119H54V120H61L60 122H58V123H54V126H52L53 128H51V132H53L54 133V131H56L57 132V130L56 129H59L60 130V128H62V129H64L69 135H71L72 137H75V136H80V137H82L83 136V133L81 134V132L80 133H78L77 132V129H75V125H74V122H70L69 120H70V118L72 117V116H74L75 115V112L74 111H72V110H68V111H65L64 113H62V112H58L61 108L62 109H65V108H63V107H60V105H58L57 103H56V98L57 97H62L63 98V106H66V109H74L75 110V108L77 107V105L79 106V104L80 103H83L85 100H87L86 98H87V96L88 95H90V94H88V89L90 90V91H92V89H93V87L95 86V85H97L99 82H100V84H98L97 86H102V84L101 83H103L104 82V78H108V76L110 77V76H112V75H114V72L112 71V69L114 68V67H116L120 62H119V58H118V54H117V50L115 49V47H111V46H115L116 44H118V45H120V41H121V39H122V35H120V36H118V35H116V36H118L117 37V39H116V37L115 36H112V37H115V40H113V41H115L116 43H109L108 42V38H107V40H106V36L107 35H109L108 33L110 32V29H109V27L107 26V24H106V16H105V14L103 15V13L107 10L106 9ZM254 6V5H253ZM224 7V6H223ZM228 7V6H227ZM190 8V7H189ZM225 8V7H224ZM230 8H232V7H230ZM246 8H248V6H246ZM252 8V7H251ZM25 10V11H31V10H33V12L31 13V12H25V11H17V10ZM213 9H215V8H213ZM212 9V10H213ZM237 9V8H236ZM249 9V8H248ZM14 10H16V11H14ZM121 10V9H120ZM211 10V11H212ZM217 10V9H216ZM252 10V9H251ZM223 11H226V10H223V9H220V8H218V15H222L223 14ZM229 11H231V10H229ZM124 12V11H123ZM231 12H234L235 13V15H236V13H238V11L237 10H234V11H231ZM254 12V11H253ZM260 12V11H259ZM219 13H222V14H219ZM241 14H243V13H241ZM249 14V13H248ZM253 14V13H252ZM252 14H251V17H252ZM260 14V13H259ZM87 15H90V17L89 16H87ZM114 15V14H113ZM124 16V15H123ZM225 16V15H224ZM239 16V15H238ZM258 16V18H259V16L260 15H257ZM111 17V16H110ZM113 17V16H112ZM226 17H227V15H226ZM225 17V18H226ZM256 17V16H255ZM221 18V17H220ZM223 18V17H222ZM234 18H235V16H234ZM264 18V17H263ZM116 18H114L113 20H115ZM24 20V21H23ZM25 20H29L28 22H30L29 24H31V26H32V30L31 29H28V31L27 32H25L24 31V29L22 28V24L25 22ZM140 20H142V19H140ZM222 20V19H221ZM258 20V19H257ZM261 20V19H260ZM264 19H262V21H263ZM237 21H239V22H241V20H239L238 18H235L234 19V22H236L237 23ZM238 22V23H239ZM246 22V21H245ZM21 23V24H20ZM26 24H27V22H25ZM131 23V22H130ZM229 23V22H228ZM120 24H122V23H120ZM230 24V23H229ZM245 24V23H244ZM254 24H256V23H254ZM257 24H259V22L257 23ZM10 26H11V24H9ZM115 25V24H114ZM153 25V24H152ZM192 25V24H191ZM226 25V24H225ZM30 26V25H29ZM117 26V25H116ZM124 26V25H123ZM127 26V25H126ZM186 26H188V24H186ZM231 26V25H230ZM252 26V25H251ZM257 26V25H256ZM118 27H119V25H118ZM205 27V26H204ZM229 26H227V28H228ZM232 27V26H231ZM245 27V26H244ZM247 27H250V26H248L247 25ZM253 27V26H252ZM251 27V28H252ZM259 27H261V28H263V25L261 24V22H260V25H259ZM12 29H13V27H11ZM11 28H10V30H11ZM121 28V27H120ZM162 28V27H161ZM246 28V27H245ZM250 28V29H251ZM254 28V27H253ZM252 28V29H253ZM26 29V28H25ZM124 29H126V27L124 28ZM130 29V28H129ZM147 29V28H146ZM208 29V28H207ZM213 29V28H212ZM220 29V28H219ZM114 31H118V30H115V28L113 29ZM139 30V29H138ZM151 30V29H150ZM162 30V29H161ZM166 30H168V29H166ZM223 30V32H221L224 36H227V38L225 39V41H227V40H232V34H234V30L233 29H230V27H229V29H222ZM243 30V29H242ZM254 30H256L255 28H254ZM119 31H121L120 29H119ZM122 31H123V27H122ZM247 31H248V29H247ZM247 31H245V32H247ZM113 32V31H112ZM130 32V31H129ZM136 32V31H135ZM134 32V33H135ZM154 32V31H153ZM173 32V31H172ZM259 32V31H258ZM258 32H257V34H258ZM4 33V34H3ZM111 33V32H110ZM118 33V32H117ZM122 33V32H121ZM125 33H127V31L125 32ZM155 33V32H154ZM153 33V34H154ZM157 33V32H156ZM262 33V32H261ZM27 34V36L28 37H30V41H28V43L27 44H25V45H23V48L24 49H22L23 51H19L17 48L18 47H21L20 45H17V44H21L22 43V39L25 37V35ZM129 34H131V33H129ZM150 34V33H149ZM149 34H147V35H149ZM160 34H162V33H160ZM167 34V33H166ZM168 34H174V33H168ZM175 34H181L180 32H178V33H175ZM208 34V33H207ZM260 34V33H259ZM264 34V33H263ZM262 34V35H263ZM135 35V34H134ZM164 35V34H163ZM240 35V34H239ZM243 35V34H242ZM245 35H247V33H245ZM127 36V35H126ZM125 36V38H127ZM144 36V35H143ZM160 36V35H159ZM202 36V35H201ZM249 35H247L246 37H248ZM110 37V36H109ZM139 37V36H138ZM137 37V38H138ZM148 37V36H147ZM216 37V36H215ZM241 37V36H240ZM129 38H130V36H129ZM136 38V37H135ZM202 38H203V36H202ZM236 38V37H235ZM239 38V37H238ZM248 38H250V37H248ZM25 39V38H24ZM23 39V40H24ZM29 39V38H28ZM140 39H141V37H140ZM142 39H144V38H142ZM160 39V38H159ZM217 39V38H216ZM237 39V38H236ZM251 39V38H250ZM130 40V39H129ZM138 40V39H137ZM148 40V39H147ZM150 40V39H149ZM164 40V39H163ZM199 40V39H198ZM206 40V39H205ZM235 40V39H234ZM242 40V39H241ZM247 40H249V39H247ZM252 40V39H251ZM124 41V40H123ZM143 41V40H142ZM151 41V40H150ZM204 41V40H203ZM202 41V42H203ZM216 41V40H215ZM233 41V40H232ZM19 42V43H18ZM24 42V41H23ZM159 42V41H158ZM170 42V41H169ZM180 42L182 43V42H185V40L184 39H182V40H180ZM206 42V41H205ZM221 41H219V43H220ZM236 42V41H235ZM130 43V42H129ZM166 43V42H165ZM211 43V42H210ZM232 42L231 41H229V42H224V43H222V44H216V46H215V49H220L219 51H221V55H222V53L224 54V52H223V50H224V48H225V45H228V44H231ZM244 43V42H243ZM242 43V44H243ZM251 44L253 43V42H250ZM258 43V42H257ZM139 44V43H138ZM156 44V43H155ZM161 44V43H160ZM169 44H171V43H169ZM208 44V43H207ZM246 44V43H245ZM244 44V45H245ZM259 44V43H258ZM117 45V46H118ZM141 45V44H140ZM154 45V44H153ZM167 45V44H166ZM181 45H183V43L182 44H180V46H177L178 47V49H179V47L181 48V50L178 52V53H180V52H183L184 50V48L185 47H181ZM241 45V44H240ZM253 45H255V44H253ZM257 45V44H256ZM125 46V45H124ZM127 46H130V45H127ZM152 46V45H151ZM157 46V45H156ZM164 46V45H163ZM172 46V45H171ZM249 46V45H248ZM251 46V45H250ZM260 46V45H259ZM135 47V46H134ZM211 47V46H210ZM117 48V47H116ZM146 48V47H145ZM144 48V49H145ZM250 48V47H249ZM253 49L255 48L256 49V47H252ZM261 48V47H260ZM263 48V47H262ZM123 49V48H122ZM125 49V48H124ZM140 49V48H139ZM150 49V48H149ZM177 49V50H178ZM252 49V50H253ZM254 49V50H255ZM120 50V49H119ZM127 50V49H126ZM125 50V51H126ZM228 50H231V49H228ZM234 50V49H233ZM241 50V49H240ZM244 50H245V47H244ZM253 50V51H254ZM257 50V49H256ZM264 50V49H263ZM186 51V50H185ZM212 51V50H211ZM239 51V50H238ZM246 51V50H245ZM260 50H258V52H259ZM262 51V50H261ZM121 52V51H120ZM145 52V51H144ZM148 52V51H147ZM189 52V51H188ZM204 52V51H203ZM234 52V51H233ZM242 51H240L239 53L237 52V53H235V54H233V56H235V59L233 60V63H232V67H240V69H244L245 71H246V74H245V72L243 73L240 69V71L239 72H237V78L240 80H237V79H235V80H233L234 81V83L232 84V88H231V92L232 91H236L237 93H239V95L240 94H244V95H246V93L248 94V96L249 97H252V103H251V105L250 106H254V109H257V108H255V106H260V105H258V104H261L260 102H262V105H264V89L263 90H254L255 91V93L254 94H251L250 92H252L253 91V87L251 88L250 86H246V85H243V83H241V79L243 78V79H245L243 76H244V74H245V76H247L246 78L248 79V78H250V76L252 75V72H251V70H253V71H256V69L258 68V66H256V63H255V65H252L250 62H248V61H246V60H244V58L243 57H241L240 55H243V56H245L246 55V52L245 53H241ZM24 53V54H23ZM38 54L40 57H39V62H41V66H43V67H45V68H47V69H45V71H44V73L42 72L41 74H40V77H39V75H38V77H32L29 81H26L25 83H23V84H19V85H15V88H17V89H13L14 87V85H8V76H11V75H14V73L16 72L15 71V69L13 70L12 68H10V69H12V71L10 72V69H9V67H6V69L4 68V67H2V66H4L5 64H8V65H18V64H20L21 63V61L19 62L18 60V57H16V56H21V57H23V58H25L27 55H34V54ZM126 53V52H125ZM132 53V52H131ZM150 53V52H149ZM216 53V52H215ZM214 53V54H215ZM252 53H254V52H252ZM261 53V52H260ZM121 54V53H120ZM135 54V53H134ZM219 54V53H218ZM227 54V53H226ZM258 54V53H257ZM256 54V55H257ZM124 55V54H123ZM139 55V54H138ZM138 55H136L138 58H132L130 61H134V62H132V65L130 64V67H132V66H134L133 65V63L135 64V66H137L136 68V73L135 74H133V78L134 79H130L129 77H128V79H130V80H128V79H126L127 81H124L125 79H121L120 77V79L119 80H123V82L124 83H121V81H120V87H119V91H120V94H121V96H119V97H126V101L124 100V99H120V102H119V104H117L115 107V109L116 110H120L119 108H121V107H123V108H121V109H127V108H124V106L126 105H128L127 104V99L129 98V100L130 101H132L133 100V102H134V105H135V107H136V105H137V107H140V108H135V111H140V112H144V111H152V112H154V108H156V109H158L157 108V106L159 105V104H161L162 103V100L163 99H166V97H163V96H161V94L162 93H164L166 90L164 89V86H167L168 87V85H160V86H158V87H156L155 85H153V81H154V79L156 78V76H163V77H167V76H170V74H172V75H175V76H178V78L179 79H176V81H178V80H180V81H182L183 83L184 82H186L183 78H184V75H182L183 73H185L187 70H185V69H187V68H189V66L188 65H198V66H201L202 64L201 63H203L205 66L203 67V68H205L206 70L208 69V68H211L210 70L213 72H209V73H212V74H214L215 75V72L216 73H221V72H224V73H228V72H230V73H233V72H235V71H233V72H231V66H230V61L229 60H225V59H227V58H224L225 56H222V57H215L214 58V60H213V58H212V60L214 61L213 63V65L212 66H210V67H208V65L209 64H205V63H207L208 61L207 60H205V57L201 54V53H199V52H193V53H191L190 55V57H188L187 58V62H186V64H180V65H176L174 62H172V61H169V59L167 60V58H166V56H165V58L163 57V59H161V60H158V62H156L155 61V59H153V56H150V57H148V59L145 57V58H142V56L140 57V56H138ZM159 55V54H158ZM248 55H250V54H248ZM252 55V54H251ZM250 55V56H251ZM258 55H260V54H258ZM264 55V54H263ZM35 56V55H34ZM128 56V55H127ZM131 56V55H130ZM129 56V57H130ZM185 56V55H184ZM155 57V56H154ZM174 57V56H173ZM183 57V56H182ZM111 59V58H114L113 59V61L112 62H109L108 61V59ZM115 58H116V60H115ZM131 58V57H130ZM169 58V57H168ZM233 58V57H232ZM259 58H263V56L262 57H259ZM258 58V59H259ZM25 59H27V58H25ZM30 59V58H29ZM166 59V60H165ZM172 59V58H171ZM183 59V58H182ZM256 59V58H255ZM254 59V60H255ZM121 60H123V59H121ZM235 60H237L239 63H236L237 61H235ZM248 60V59H247ZM253 60V59H252ZM257 60V59H256ZM260 61H261V59H259ZM126 61V60H125ZM128 61V60H127ZM123 62V61H122ZM235 62V63H234ZM125 63V62H124ZM178 63V62H177ZM185 63V62H184ZM259 64V63H258ZM260 64H263V62L261 63L260 62ZM7 65V66H8ZM25 66H28V65H24V67ZM127 66V65H126ZM264 66V65H263ZM21 67V66H20ZM32 67V66H31ZM30 67V68H31ZM40 67V66H39ZM261 67V66H260ZM40 68H42V67H40ZM263 68V67H262ZM9 69V70H8ZM34 69V68H33ZM36 69V68H35ZM38 69V68H37ZM50 69H52V71L54 70V71H56V73H52L51 75H49V77H47V73H48V71H50ZM122 69V68H121ZM127 69H128V67H127ZM201 69V68H200ZM23 70V69H22ZM28 70V69H27ZM114 70V69H113ZM126 70V69H125ZM185 70V71H184ZM190 70V69H189ZM204 70V69H203ZM202 70V71H203ZM205 70V71H206ZM235 70H238V69H235ZM120 71V70H119ZM134 71V70H133ZM191 71H192V69H191ZM201 71V70H200ZM200 71H197V73L198 72H200ZM205 71H203V73L205 72ZM7 72V73H6ZM21 72V71H20ZM25 72V71H24ZM127 72H130V71H127ZM126 72V73H127ZM18 73V72H17ZM29 73H31V74H33V71L32 70H29ZM37 73V72H36ZM117 73V72H116ZM125 72H123V78H125L126 77V74ZM132 73H134V72H132ZM253 73H255V72H253ZM256 73H258V72H256ZM262 73H264V72H262ZM30 74V75H31ZM39 74V73H38ZM131 74V73H130ZM200 74H202V72L200 73ZM199 74V75H200ZM207 74H208V72H207ZM211 74V75H212ZM27 75V74H26ZM108 75V76H107ZM121 74H119V76H120ZM156 75V76H155ZM206 75V74H205ZM204 75V76H205ZM210 74L209 75H206L207 77L208 76H211ZM255 75V74H254ZM16 76V75H15ZM24 76V75H23ZM34 76V75H33ZM35 76H37V74L35 75ZM202 76H203V74H202ZM226 75H224V77H225ZM234 76H235V73H234ZM27 77V76H26ZM186 77V76H185ZM223 77V76H222ZM229 77V79L231 80L232 78H230V76H228ZM233 77V76H232ZM254 77H256V76H254ZM263 77V76H262ZM10 78V77H9ZM19 78V77H18ZM169 78V77H168ZM172 78H174L175 79V77L174 76H172ZM172 78L170 79L171 81H172ZM201 78V77H200ZM210 77H208V78H205V79H209ZM259 78V77H258ZM112 79V78H111ZM173 79V80H174ZM199 79V77L197 78V80ZM218 79H220V77H218ZM224 79V78H223ZM228 79V78H227ZM242 79V80H243ZM254 80L256 79V78H253ZM263 79V78H262ZM28 80V79H27ZM190 80H192V79H190ZM226 80V79H225ZM250 80V79H249ZM259 80V79H258ZM264 80V79H263ZM16 81V80H15ZM106 81V80H105ZM163 81V80H162ZM167 81V80H166ZM188 81H189V78H188ZM196 81V80H195ZM207 81V80H206ZM216 81V80H215ZM221 81V80H220ZM245 81H246V79H245ZM245 81H242V82H245ZM251 81V80H250ZM256 81V80H255ZM114 82V81H113ZM147 82H148V84H147ZM156 82V81H155ZM181 82V83H182ZM193 82V81H192ZM191 82V83H192ZM201 82V81H200ZM205 82V81H204ZM105 83V82H104ZM107 83V82H106ZM169 83H172V82H169ZM176 83H178V82H176ZM180 83V82H179ZM187 83V82H186ZM202 83V82H201ZM213 83V82H212ZM211 83V84H212ZM246 84H247V81L245 82ZM250 82H248V84H249ZM253 83V82H252ZM10 84V83H9ZM83 84H85L86 86H88L86 89L85 88H83ZM111 84H113V83H111ZM155 84V83H154ZM166 84H167V82H166ZM197 84V83H196ZM247 84V85H248ZM251 84V83H250ZM27 85V86H26ZM31 85H34V86H31ZM83 85V86H82ZM107 85V84H106ZM115 85V84H114ZM153 85V86H152ZM169 85H171V84H169ZM175 85V84H174ZM185 85V84H184ZM190 85V84H189ZM220 85V84H219ZM223 85V84H222ZM256 84H254L253 86H255ZM100 86V87H101ZM108 86V85H107ZM173 86V85H172ZM178 86V85H177ZM199 85H197V87H198ZM205 86V85H204ZM263 86H264V84H263ZM25 87V88H24ZM103 87H105V89L107 90V91H109V90H111V88L110 87H106L105 85H103ZM115 87H117V86H115ZM180 87V86H179ZM189 87V86H188ZM200 87V86H199ZM203 87V86H202ZM213 87V86H212ZM219 87V86H218ZM221 87H223V86H221ZM220 87V88H221ZM257 87V86H256ZM187 88V87H186ZM190 88H191V86H190ZM193 88V87H192ZM201 88V87H200ZM206 88V87H205ZM255 88V87H254ZM96 89V88H95ZM100 89V88H99ZM102 89H104V88H102ZM104 89V90H105ZM168 89V88H167ZM178 89V88H177ZM211 89V88H210ZM209 89V90H210ZM216 86H215V91H216ZM219 89V88H218ZM222 89H224V88H222ZM221 89V90H222ZM226 89V88H225ZM261 89H262V87H261ZM178 90H181V89H178ZM177 90V91H178ZM186 90H188V89H186ZM206 90H208L207 88H206ZM227 90V89H226ZM193 92H196L197 90L195 89V91H194V89L192 90ZM192 91H189L188 90V92H192ZM199 91V90H198ZM95 92V91H94ZM97 92V91H96ZM106 92V91H105ZM109 92H111V91H109ZM180 92V91H179ZM184 92H185V90H184ZM192 92V93H193ZM219 92V91H218ZM217 92V93H218ZM227 92H229L228 90H227ZM233 92V93H234ZM235 92V93H236ZM4 93V94H3ZM200 93H201V91H200ZM216 93V92H215ZM221 93H222V91H221ZM3 94V95H2ZM99 94H100V92H99ZM102 94V93H101ZM104 94V93H103ZM117 94V93H116ZM175 94V93H174ZM173 94V95H174ZM177 94V93H176ZM184 94V93H183ZM188 94V93H187ZM194 94H196V93H194ZM197 94H199V93H197ZM212 94V93H211ZM228 94V93H227ZM75 95H79L78 96V98L75 96ZM94 95H96V94H94ZM98 95V94H97ZM104 95H107V94H104ZM103 95V96H104ZM163 95V94H162ZM164 95H166V93L164 94ZM178 95V94H177ZM189 95V94H188ZM188 95H186V96H188ZM217 95V94H216ZM223 95V94H222ZM232 95H234V94H231V97H232ZM236 95V94H235ZM99 96V95H98ZM139 96V97H138ZM185 96V97H186ZM193 96V95H192ZM212 96V95H211ZM228 96V95H227ZM241 96V95H240ZM247 96V95H246ZM4 97V96H3ZM20 97V98H21ZM93 97V96H92ZM101 97H102V95H101ZM108 97H109V95H108ZM116 97V96H115ZM179 97V96H178ZM180 97H182V96H180ZM191 97V96H190ZM196 97V96H195ZM197 97H199L198 95H197ZM213 97H216V96H213ZM213 97H211V98H213ZM221 97V96H220ZM229 97V96H228ZM230 97V98H231ZM95 98V97H94ZM97 98V97H96ZM192 98H194V97H192ZM200 98V97H199ZM207 98V97H206ZM8 99V100H9ZM98 99V98H97ZM184 99V98H183ZM182 99V100H183ZM186 99V98H185ZM184 99V100H185ZM198 99V98H197ZM205 99V98H204ZM219 99V98H218ZM233 99V98H232ZM232 99H230V102H233V101H231ZM240 99H243V98H241L240 97ZM7 100V101H8ZM172 100V99H171ZM188 100V99H187ZM220 101H222L221 99H219ZM218 100V101H219ZM237 100V99H236ZM239 100V99H238ZM246 100H250V99H248V98H246ZM90 101V100H89ZM105 102H102V103H107V101H110V103L109 104H111V102H114L113 100H111V99H108V98H106V100H104ZM167 101H169V100H167ZM166 101V102H167ZM173 101V100H172ZM190 101V100H189ZM192 101H193V99H192ZM192 101H191V103H190V105L192 104ZM195 101V100H194ZM209 101V100H208ZM228 101V100H227ZM239 101H241V100H239ZM6 102V101H5ZM4 102V104H7V103H9V102H7V103H5ZM86 102V101H85ZM116 102V101H115ZM165 102V101H164ZM211 102H212V100H211ZM224 102V101H223ZM97 103V102H96ZM117 103V102H116ZM184 103H186V102H184ZM189 103V102H188ZM198 103V102H197ZM201 103V102H200ZM200 103H198V104H200ZM244 103V102H243ZM60 104V103H59ZM89 104V102L87 103V105ZM105 104H103V105H105ZM179 103H177V105H178ZM204 104V103H203ZM217 104V103H216ZM215 104V105H216ZM225 104H226V101H225ZM224 104V105H225ZM228 104H230V103H228ZM235 104V103H234ZM233 104V105H234ZM247 104H248V102H247ZM9 105V104H8ZM91 105V104H90ZM94 105V104H93ZM197 105V104H196ZM206 105V104H205ZM221 105V104H220ZM227 105V104H226ZM232 105V104H231ZM236 105V104H235ZM246 105V104H245ZM107 105H105V107H103V106H99V107H97L96 108V110L97 111H101L102 109H105V108H107L106 107ZM169 106V105H168ZM171 106V105H170ZM174 106H175V104H174ZM180 106V105H179ZM178 106V107H179ZM185 106V105H184ZM186 106H188V105H186ZM192 106V105H191ZM202 106V104H200V107ZM210 106H212V105H210ZM238 106V105H237ZM1 107V106H0ZM60 107V108H59ZM80 107V106H79ZM82 107V106H81ZM84 107V106H83ZM86 107V106H85ZM88 107V106H87ZM103 107V108H102ZM110 107V106H109ZM111 107H113V106H111ZM128 107V106H127ZM172 107V106H171ZM229 107V106H228ZM232 107V106H231ZM230 107V108H231ZM10 108V107H9ZM114 108V107H113ZM174 107H172V109H173ZM192 108V107H191ZM190 108V109H191ZM196 108V107H195ZM197 108H199L198 107V105H197ZM203 108V107H202ZM207 108V107H206ZM219 108V107H218ZM230 108H228L227 110L229 111H231L232 113V116H233V113H236V112H239V111H237L238 109H237V107H235V109H230ZM248 108V107H247ZM260 108V107H259ZM14 109V110H15ZM130 109V108H129ZM139 109H142V110H139ZM164 109H166V108H164ZM174 109H177V108H174ZM173 109V110H174ZM179 109V108H178ZM178 109H177V111H178ZM220 109V108H219ZM219 109H217V110H219ZM226 109V108H225ZM250 109H252V108H250ZM254 109H252V112H253V110ZM2 110V109H1ZM6 109H4V111H5ZM30 110H34V111H32V112H30ZM52 110V112L50 113V111ZM78 110V109H77ZM92 110H94L93 108H92ZM106 110V109H105ZM104 110V111H105ZM133 110V109H132ZM161 110V109H160ZM171 110V109H170ZM181 110V109H180ZM199 110V109H198ZM216 110V109H215ZM216 110V111H217ZM244 110V109H243ZM249 110V109H248ZM4 111H3V113H4ZM17 111V110H16ZM83 111V110H82ZM107 111V110H106ZM109 111H111V110H109ZM129 111V110H128ZM169 111V110H168ZM168 111H167V113H168ZM172 111V110H171ZM176 111V112H177ZM207 111V110H206ZM222 111V110H221ZM259 112L258 111V109L257 110H255L254 112L255 113H257V112ZM21 111H17V113H20ZM88 112V111H87ZM94 112V111H93ZM139 112V113H140ZM157 112H160L159 110L157 111ZM173 112H175V110L173 111ZM188 113H189V110L187 111ZM194 112H195V110H194ZM193 112V113H194ZM227 112V111H226ZM226 112H224V113H226ZM6 113H7V111H6ZM17 113H15V114H13V117H18V114ZM84 113V112H83ZM111 113V112H110ZM110 113H108V114H110ZM118 113V112H117ZM122 113V112H121ZM124 113V112H123ZM133 113V112H132ZM145 113V112H144ZM178 113V112H177ZM197 113V112H196ZM251 112H249V111H247V114H248V116H245L246 118H244V117H241L240 115L241 114H238V116H235V118H232V116H230L229 117V120H233V121H230V123H229V121H228V124H230V125H233L232 126V128L231 129H229V128H227V127H223L224 126V124L226 125V122L225 121H227V120H216V121H213V122H211V121H205L206 119H204L203 121L201 120V126L198 128H195V127H189L188 129L186 128V130H182L181 132V136L180 137H178V136H176L177 137V140H175V141H177V142H175V144H174V147H176V153H173V150H171V148H169V151L170 152H172L173 154H171V155H168L167 156V154H166V158H167V160L166 161H164V162H159L158 163V161H156L155 159H151V160H149V158L148 159H146L145 157L147 156L148 157V155H147V152L149 153V152H152L154 149V146L156 147V150H160V149H158L159 147H158V145H157V141H156V139H155V135H154V132H156V130H155V127H156V123H159V122H157V120H160V119H157L156 120V122H155V124H152V122L149 120V122H147L146 123V121H142V120H140L139 119V121L138 120H133V121H130V119H129V115H128V112L126 111L125 112V114H123V120L124 121H126L127 123H138L139 124V127L138 128H142L143 130H147V129H149V130H147V131H143V135H141V133H140V137H138L137 138V143L138 142H140V140L142 139V138H145V139H148V141L150 142V143H152V146H146L145 148L147 149H145L146 150V154H144V153H141V154H139V155H137L136 154V156L133 158V163L135 164V169H136V173L138 174V175H134V176H137V178L139 177L140 178V176L143 174L144 176L145 175H148L149 173H150V171L152 170L153 171V177H155L156 176V178L158 177V178H160V180H162V178L165 176V175H167L166 176V178H165V182H163V181H161V183L159 184L160 186H155V187H153V188H147L146 190H144L143 188L142 189H140L139 190V192L137 193V194H135V195H137V196H135V200H133V203L131 204L132 206H133V204H135L134 206H147V208H150L151 210H149V211H151L152 212V214L151 215H148V216H144V214H143V217H142V215H138L139 217H141V218H145L144 220H146L147 222H148V224H150V227H154V225H156L157 223H158V216H159V213H157L156 211L160 208V209H162V208H167L166 210H167V213H166V217L165 216H162V214H160L161 216V219L162 218H164V220H166L167 222L170 220H172V219H175V218H179L180 217V215L181 214H179L180 212H178L177 211V209L179 208L178 206H180V205H177L176 207L175 206H173V207H171V204H173V203H176V201L178 200V198L177 197H175L173 194V192H172V190H175V191H177V190H179V189H181L182 188V186H188L189 187V176H192L191 175V173L192 172H195L196 174L197 173H199V175H201V164L200 163H196V165H194V167H196L197 169L195 170V168L193 169V167H192V165H191V160L189 159L190 157H193V156H195V154H198V155H200L201 154V145H196V144H194L195 142L194 141H196V140H198V141H202V143L201 144H203L205 147H208V148H210V149H213V151H214V154H216L217 156H218V158H219V154H218V152H221L222 151V149H223V152H224V154H223V156H224V158H226V157H230L231 156V151L232 152H234V153H236V154H239L238 152H236L235 151V143L237 142V143H242V142H245L246 143V145H248L249 146V144H252L253 145V150H252V154H254V153H257L258 154V152H259V149L261 150V151H264V117L262 118L263 120H261V121H259V119L257 118V116H256V114H250ZM85 114H86V112H85ZM91 114V113H90ZM89 114V115H90ZM106 114V113H105ZM156 114V113H155ZM154 114V115H155ZM182 114H183V112H182ZM181 114V115H182ZM198 114H199V112H198ZM214 113H212V114H209V115H213ZM221 114V113H220ZM220 114L218 115V116H220ZM244 114V113H243ZM247 114H245V115H247ZM7 115H9V114H7ZM94 115V114H93ZM119 114H117V116H118ZM130 115H132V114H130ZM174 115H177V114H174ZM187 115V114H186ZM191 115H192V113H191ZM207 115V114H206ZM208 115V116H209ZM224 115V114H223ZM236 115V114H235ZM12 115H10L9 117H7V118H10ZM41 116H43L42 117V120H40V117ZM67 116V117H66ZM98 116V115H97ZM99 116H101L100 114H99ZM106 116H107V114H106ZM116 116V115H115ZM140 116V115H139ZM167 116V115H166ZM190 116V115H189ZM188 116V117H189ZM215 116H216V114H215ZM225 116H227V115H225ZM228 116H229V113H228ZM260 116V115H259ZM3 117H6V116H3ZM82 117V116H81ZM91 117H93V116H91ZM111 117H113V116H111ZM120 117V116H119ZM157 117V116H156ZM161 117V116H160ZM162 117H164V116H162ZM178 117H179V115H178ZM184 117V116H183ZM204 117V116H203ZM221 117H223V116H221ZM262 117V116H261ZM105 118V117H104ZM143 118H144V116H143ZM165 118H167V117H165ZM185 118V117H184ZM190 118V117H189ZM199 118V117H198ZM232 118V119H231ZM18 118H16V120H17ZM28 119V120H29ZM80 119V118H79ZM83 119V118H82ZM93 119V118H92ZM107 119V118H106ZM110 119V118H109ZM108 119V120H109ZM113 119V118H112ZM111 119V120H112ZM119 119V118H118ZM147 119V118H146ZM168 119H171V117L170 118H168ZM196 119V118H195ZM11 120V119H10ZM24 120V119H23ZM26 120V119H25ZM49 120H51V121H49ZM97 120H98V118H97ZM100 120V119H99ZM104 120V119H103ZM145 120V119H144ZM167 120V119H166ZM1 121H4V120H1L0 119V123H1ZM20 121V120H19ZM46 121H48V123L46 124V126H45V123H46ZM56 121V122H57ZM85 121V120H84ZM170 120H168V122H169ZM184 121V120H183ZM187 121H191V120H187ZM199 121V120H198ZM10 122V121H9ZM161 122V121H160ZM171 122V121H170ZM174 122V121H173ZM186 122V121H185ZM6 123V122H5ZM11 123V122H10ZM78 123V122H77ZM86 123V122H85ZM192 123H193V121H192ZM204 123H208L209 125L208 126H206ZM12 125H14L13 123H11ZM34 124L36 125L35 127H33L34 126ZM50 124V123H49ZM79 124V123H78ZM116 124V123H115ZM161 124V123H160ZM169 124V123H168ZM175 124V123H174ZM173 124V126H175ZM180 124H182V123H180ZM189 124H191V123H189ZM204 124V125H203ZM137 125V124H136ZM135 125V126H136ZM146 125H148V126H146ZM178 125V124H177ZM9 126V125H8ZM134 126V125H133ZM169 126H170V124H169ZM168 126V127H169ZM93 127V126H92ZM104 127V126H103ZM114 127V126H113ZM2 128V127H1ZM6 128V127H5ZM11 128V127H10ZM85 128H87V127H85ZM85 128H83V129H85ZM115 128H117V127H115ZM138 128L136 127V129L138 130ZM158 128H160V127H158ZM162 128V127H161ZM173 127H171V129H172ZM181 128V127H180ZM184 128V127H183ZM54 129V130H53ZM72 129L74 130V131H72ZM89 129V128H88ZM101 129V128H100ZM104 129V128H103ZM125 129V128H124ZM87 130V129H86ZM90 130H91V128H90ZM118 130V129H117ZM121 130V129H120ZM119 130V131H120ZM131 130V129H130ZM167 130V129H166ZM174 130H176V129H174ZM174 130H172V132L174 131ZM180 130V129H179ZM199 130V131H198ZM231 130H233V132H230ZM32 131V132H31ZM36 131V130H35ZM61 131H63V130H61ZM80 131H84V130H80ZM101 131H102V129H101ZM110 131H112V130H110ZM109 131V132H110ZM162 131V130H161ZM160 131V132H161ZM164 131V130H163ZM236 131L240 134V139L237 141L236 140V138H234L235 137V135H234V137H233V139L235 140V141H233L232 140V138H231V134L232 133H236ZM11 132V131H10ZM31 132V133H30ZM108 132V131H107ZM114 132V131H113ZM117 132V131H116ZM135 132V131H134ZM167 132V131H166ZM12 133V132H11ZM66 133V134H67ZM129 133V132H128ZM130 133H132V132H130ZM176 133V132H175ZM238 133H236V134H238ZM39 134V133H38ZM59 134H61V133H59ZM92 134V133H91ZM104 134V133H103ZM107 134V133H106ZM115 134V133H114ZM134 134V133H133ZM170 134V133H169ZM238 134V135H239ZM5 135V134H4ZM33 135V134H32ZM44 135V134H43ZM87 135V134H86ZM99 135H100V133H99ZM129 135V134H128ZM127 135V136H128ZM172 135V134H171ZM177 135H178V133H177ZM3 136V135H2ZM1 136V138H3ZM18 136V135H17ZM16 136V137H17ZM56 136V135H55ZM66 136V135H65ZM93 136V135H92ZM115 136H117V135H115ZM131 136V135H130ZM136 136V135H135ZM160 136V135H159ZM175 136V135H174ZM183 136V137H182ZM242 136V137H241ZM6 137H7V135H6ZM51 137V136H50ZM59 137H62V136H59ZM86 137V136H85ZM102 137V136H101ZM107 137V136H106ZM133 137V136H132ZM163 137V136H162ZM172 137V136H171ZM14 139H15V137H13ZM36 138V137H35ZM41 138V137H40ZM90 138V137H89ZM96 138V137H95ZM110 138V137H109ZM117 138V137H116ZM119 138V137H118ZM157 138V137H156ZM6 139V138H5ZM11 139H12V137H11ZM20 139V138H19ZM16 140L15 142H19L20 140ZM63 139H65V138H63ZM68 141H70L71 143H69V145H68V147L69 148H71V150L70 151H67L69 154H66V152H63L62 150H60V149H57L56 147L54 148L53 146V149L52 150H48L47 148L48 147H51L50 145H52V144H47V142L45 143V140L43 139V140H37V143H38V145H42L43 146V148L44 149H46V150H44V149H41L40 151L42 152L41 154L42 155H44V156H49L50 158H51V162L52 163H54V164H58V162L54 159V157H55V155H57V156H60L61 158H60V160L59 161H61L62 163H63V161H65L64 163L66 164H68V169H74L75 167L74 166H76V164H77V170H73L76 174H75V176L73 175V176H70V177H68V178H66L65 177V175H63L64 173H66L67 171H69L66 167H60V166H57V165H53L52 167L51 166H48L49 168H35V169H37L39 172H40V174L42 175V177H40V184H41V181H42V183H46V184H48L50 187L52 186L53 187V190L55 191V187H56V183H55V180H56V177L58 176V178H61L60 180H62V182H61V185H60V187H62L63 189H65V190H67V191H70V187L72 186V189H71V193H73L74 195H77V196H75V197H73L74 198V202H78V204H76L73 208H71V209H73V210H75L74 211V213H73V215L74 216H72L71 214H69V215H66V213L64 214V212L63 211H65V210H63L62 209V207H70L71 206V199H69V198H67L66 196H60V197H58V198H56L55 200H54V202H52V208L54 209V210H52L54 213L53 214H51L52 216L51 217H59L60 218V220L61 221H68L69 219H75V218H81V217H83V218H90L91 217V213L90 212H92V211H95V206L97 207L96 208V211L94 212L95 213V216H98V214H103L104 213V211H106V209L104 210V207L103 208H101V206L102 205H105V204H102L101 206H98L97 204H98V200H97V197H96V195L98 194V193H101V191H99V189H98V185L97 184H101L102 186H106L107 184H108V182L107 181H105V180H103V179H101V178H103L101 175H96V174H94V173H91L90 171H88V169H86L85 167H82V165H83V160L85 161V159H87L86 158V155H87V152H91V150H92V148L90 147V146H87V147H82V148H79L78 147V145L77 146H73L72 144H73V141L72 140H70V138H66ZM115 139V138H114ZM113 139V140H114ZM180 139H183V140H180ZM57 140H58V138H57ZM98 140H99V138H98ZM108 140V139H107ZM167 140V139H166ZM1 141H2V139H1ZM11 141V140H10ZM59 141V140H58ZM61 141V140H60ZM76 141V140H75ZM74 141V142H75ZM87 141H88V139H87ZM95 141V140H94ZM100 141V140H99ZM103 141V140H102ZM165 141V140H164ZM78 142V141H77ZM89 142V141H88ZM97 142V141H96ZM114 142V141H113ZM183 142H185V145H183L184 146V148L183 149H180L181 147H179V148H177V143H183ZM6 143V142H5ZM12 143V142H11ZM11 143H10V145L9 146H11ZM100 143V142H99ZM117 143V142H116ZM118 143H120V142H118ZM128 143H130V142H128ZM146 143V142H145ZM165 143H167V142H165ZM171 143H173V142H171ZM1 144V143H0ZM13 144V143H12ZM35 145V147H37L36 146V143H34ZM65 144V143H64ZM83 144H85V143H82V145ZM110 144H112V143H110ZM132 143H130V145H131ZM149 144V143H148ZM160 144V143H159ZM5 145V144H4ZM7 145V144H6ZM33 145V144H32ZM116 145V144H115ZM117 145H119V144H117ZM146 145V144H145ZM149 145H151V144H149ZM164 144H161V146H163ZM176 145V146H175ZM182 145V144H181ZM2 146V145H1ZM19 146H21L22 147V141H21V145H19ZM30 146V145H29ZM100 146V145H99ZM103 146V145H102ZM105 146H106V143H105ZM112 146V145H111ZM121 146V145H120ZM124 146V145H123ZM123 146H121V147H123ZM172 146V145H171ZM257 146V147H256ZM12 147H15V145H13ZM16 147H17V145H16ZM34 147V149H36ZM51 147V148H52ZM93 147V146H92ZM104 147V146H103ZM126 147V146H125ZM132 147V146H131ZM141 147V146H140ZM169 147H170V145H169ZM173 147V146H172ZM249 147H251V145L249 146ZM2 148V147H1ZM8 148V147H7ZM6 148V149H7ZM11 148V147H10ZM25 148V147H24ZM26 148H28V147H26ZM25 148V149H26ZM23 148H19V147H17L15 150L17 151L16 153H12V154H19L20 155V157L21 156H23V155H25L26 154V151L25 150H22ZM31 148H29V150H30ZM95 149V148H94ZM97 149H100V148H97ZM117 149V148H116ZM137 149H138V147H137ZM5 150V149H4ZM28 150V149H27ZM33 150V149H32ZM29 151L28 152V155H25V157L26 156H28V158H33L34 156H36L37 157V159H40V158H42V156H41V154H39V155H34V154H32L34 151ZM58 150L60 151V155H59V152H58ZM105 150H108V149H105ZM111 150V149H110ZM206 150V149H205ZM1 151V150H0ZM38 151V150H37ZM102 151V150H101ZM122 151V150H121ZM121 151H119V153L121 152ZM208 151V150H207ZM245 151H248V150H245ZM15 152V151H14ZM103 152H105V151H103ZM111 152V151H110ZM114 152V151H113ZM116 152H118V151H116ZM142 152V151H141ZM169 152V153H170ZM244 152V151H243ZM249 152V153H250ZM36 154H37V152H35ZM99 153V152H98ZM107 153V152H106ZM105 153V154H106ZM139 153V152H138ZM208 153H210V151L208 152ZM248 153V152H247ZM246 153V154H247ZM264 153V152H263ZM5 154V153H4ZM103 154V153H102ZM117 154V153H116ZM126 154V153H125ZM244 154V153H243ZM261 154H262V152H261ZM7 155V154H6ZM18 155V156H19ZM34 155V156H33ZM90 155H92L91 153H90ZM95 155V154H94ZM112 155H114V154H112ZM159 155V154H158ZM157 155V156H158ZM163 156H164V152H163V154H162ZM161 155V156H162ZM245 155V154H244ZM248 155V154H247ZM259 155V154H258ZM120 156V155H119ZM197 156V155H196ZM205 156V155H204ZM238 156V155H237ZM243 155H241V157H240V163L242 162V165H244V167L246 168H248V166L249 167H253V168H251V169H249V172H256V171H259L258 172V175H257V177H259V179L260 178H262L260 181L262 182V184L264 185V169H258V167L257 166H255V165H253L254 163H253V157H251V156H254V155H251V156H249V157H247L246 159L245 158H243L242 157ZM246 156V155H245ZM9 157V156H8ZM35 157V158H36ZM104 157V156H103ZM106 157H108V156H106ZM111 157V156H110ZM115 157H116V155H115ZM150 157V156H149ZM152 157V156H151ZM200 157V156H199ZM220 157H221V155H220ZM255 157V156H254ZM261 157H262V159L264 160V154H262L261 155ZM260 157V158H261ZM1 158V157H0ZM5 158V157H4ZM7 158V157H6ZM11 158V157H10ZM15 158H17V157H15ZM27 158V159H28ZM94 158V157H93ZM102 158V157H101ZM114 158V157H113ZM118 158V157H117ZM154 158V157H153ZM161 158V157H160ZM217 158V159H218ZM233 158V157H232ZM236 158V157H235ZM251 158H253V159H251ZM256 158V157H255ZM9 159V158H8ZM21 159V158H20ZM25 159V158H24ZM89 159V158H88ZM105 159V158H104ZM126 159V158H125ZM204 159V158H203ZM206 159V158H205ZM208 159V158H207ZM14 160V159H13ZM17 160V159H16ZM23 160V159H22ZM29 160H32V159H29ZM94 160V159H93ZM126 160H129V159H126ZM153 160H154V164H153ZM200 160V159H199ZM199 160H197V161H199ZM214 160V159H213ZM212 160V161H213ZM7 161H9V160H7ZM21 161V160H20ZM33 161V160H32ZM122 161H123V159H122ZM160 161V160H159ZM201 161V160H200ZM215 161V160H214ZM221 161H223V160H221ZM255 162H256V160H254ZM16 162H18V160L16 161ZM15 162V163H16ZM22 162V161H21ZM20 162V163H21ZM24 162V161H23ZM26 162V161H25ZM93 162V161H92ZM112 162H114L113 160H112ZM217 162H219L218 160H217ZM29 163V162H28ZM27 163V164H28ZM30 163H32V162H30ZM29 163V164H30ZM99 163V162H98ZM102 163V162H101ZM161 163H164L163 164V167L165 166V164L167 163V164H169V166L167 167V169H168V174H166V172L164 171L165 169H166V167H164V169L163 168H161V167H156L155 169H152L151 168V166H155L156 164H161ZM215 163V162H214ZM23 164V163H22ZM106 164V163H105ZM120 164V163H119ZM133 164V165H134ZM208 164V163H207ZM24 165V164H23ZM88 165V164H87ZM90 165V164H89ZM93 165V164H92ZM118 165V164H117ZM191 165V166H190ZM204 165H206V164H204ZM236 165V164H235ZM18 166V165H17ZM16 166V167H17ZM22 166V165H21ZM94 166V165H93ZM103 166V165H102ZM110 166V165H109ZM130 166V165H129ZM230 166V165H229ZM5 167V166H4ZM15 167V166H14ZM32 167V166H31ZM33 167H34V165H33ZM79 167V168H78ZM97 167H98V165H97ZM118 167V166H117ZM133 167V166H132ZM205 167H208V166H205ZM228 167V166H227ZM240 167H242V166H240ZM260 168H262L261 166H259ZM88 168V167H87ZM120 168V165H119V167H118V169ZM122 168V167H121ZM128 167L126 166V169H127ZM244 168V169H245ZM13 169V168H12ZM17 169V168H16ZM18 169H19V166H18ZM132 169V168H131ZM241 169V168H240ZM24 170H25V168H24ZM31 170V169H30ZM29 170V171H30ZM34 170V169H33ZM90 170V169H89ZM92 170V169H91ZM101 170V169H100ZM109 170V169H108ZM247 169H245V171H246ZM23 171V170H22ZM21 171V172H22ZM96 171V170H95ZM110 171V170H109ZM114 171V170H113ZM120 171V170H119ZM122 171V170H121ZM120 171V172H121ZM124 171V170H123ZM206 171V170H205ZM243 171V170H242ZM12 172V171H11ZM15 172H16V170H15ZM34 172V171H33ZM127 172V171H126ZM132 172V171H131ZM224 172V171H223ZM230 172V171H229ZM226 173V172H225ZM232 174H230V177H231V175H233V174H235V173H233V172H231ZM246 173V172H245ZM12 174H15V173H12ZM19 174H20V172H19ZM22 174H24V173H22ZM120 174V173H119ZM152 174V173H151ZM179 175L180 177L179 178H177V179H174V180H172V179H170V176H173V175ZM196 174H194V175H196ZM4 175V174H3ZM8 175V174H7ZM29 175V174H28ZM123 175V174H122ZM142 175V176H143ZM214 175L216 176V178H218L219 179V177H221V178H223V174L222 173H219L218 171H214ZM213 175V176H214ZM225 175V177H226V175L227 174H224ZM244 175V174H243ZM246 175H247V173H246ZM12 176V175H11ZM11 176H9V177H11ZM26 176V175H25ZM56 176V177H55ZM143 176V180H144V183H145V178L146 177H144ZM107 177V176H106ZM110 177V176H109ZM113 177V176H112ZM236 177V176H235ZM245 177V176H244ZM257 177H256V179H257ZM12 178V177H11ZM36 178V177H35ZM43 178V179H42ZM66 178V180H64ZM88 178V179H87ZM129 178V177H128ZM147 178H148V176H147ZM150 178H152V177H150ZM197 178V177H196ZM234 177H232V179H233ZM241 179V181L243 180V178H241V176H239L238 177V179ZM29 179V178H28ZM34 179V178H33ZM92 179V180H91ZM122 179H123V177H122ZM122 179H120V180H122ZM125 179V178H124ZM190 179H192V177L190 178ZM198 179V178H197ZM201 179V178H200ZM9 180V183L11 184V187H16L15 188V193H22V194H26V193H29V192H34V193H38V191L36 190V189H33V188H29V187H27V186H29L30 184H29V182L27 183V180L25 181V182H20L19 180H16V178L15 177H13L12 179H8ZM31 180V179H30ZM130 180V179H129ZM141 180V179H140ZM153 180V179H152ZM213 180H214V178H213ZM219 180H222V181H229V182H231V181H233V180H231V178L230 179H219ZM255 180V176H251V177H249V178H246L244 181V184H243V186H246L247 185V187H249V190H250V188H251V190L252 189H255V192L254 193H256L257 195H259V196H254V195H251L250 194V192H248V190H247V188H246V192H243V194H245L247 197H246V200H245V202H244V206H243V208H247V209H250V210H253L254 212H258V209L260 210L262 207H260V201L261 200H264V193L261 191V189H259L253 182H255L254 181ZM6 181V180H5ZM29 181V180H28ZM33 181V180H32ZM110 181V180H109ZM133 181V180H132ZM215 181V180H214ZM240 181V180H239ZM141 183H142V180L140 181ZM149 182H150V180H149ZM158 183L160 182V181H157ZM156 182V183H157ZM195 182H196V180H195ZM218 182H220V181H218ZM236 182V181H235ZM260 182V183H261ZM39 183V182H38ZM70 183H71V185H70ZM95 183V184H94ZM97 183V184H96ZM111 183H113V182H111ZM111 183H109V184H111ZM129 183V182H128ZM151 183V182H150ZM200 183V182H199ZM213 183V182H212ZM221 183V182H220ZM232 183V182H231ZM45 184V185H46ZM118 184V183H117ZM133 184V183H132ZM137 184H139V182L137 183ZM146 184V183H145ZM149 184V183H148ZM154 184V183H153ZM211 184V183H210ZM218 184V183H217ZM241 183H239L237 186H235V187H233V188H236L237 190L238 189H241V185H240ZM32 185V184H31ZM30 185V186H31ZM135 185V184H134ZM191 185H192V181H191ZM219 185V184H218ZM232 185V184H231ZM256 187H255V186ZM33 186V185H32ZM111 186V185H110ZM138 186V185H137ZM146 186H147V184H146ZM149 186H151V185H149ZM220 186V187H219ZM219 186H213V187H209V189H210V193L213 195V197H215L216 199H218L220 196H221V192L223 191L222 190V188L223 187H221L222 185H219ZM261 186V185H260ZM112 187V186H111ZM116 187V186H115ZM125 187H127V186H125ZM142 187V186H141ZM185 187V188H186ZM200 187V186H199ZM103 188V187H102ZM114 188V187H113ZM112 188V189H113ZM122 188H123V186H122ZM131 188V187H130ZM140 188V187H139ZM184 188V187H183ZM184 188V189H185ZM193 188V187H192ZM203 188H205V187H203ZM233 188H232V190H233ZM243 188V187H242ZM257 188V189H256ZM77 189H79V192H75V191H78ZM115 189V188H114ZM107 190V189H106ZM110 190H111V188H110ZM116 190H118V189H116ZM120 190V189H119ZM122 190V189H121ZM200 190H201V187H200ZM200 190H199V192H200ZM59 191V190H58ZM129 191H131V190H129ZM133 191V190H132ZM170 191V192H169ZM191 191V190H190ZM189 191V192H190ZM194 191H196L195 189H194ZM204 191V190H203ZM202 191V192H203ZM253 191V190H252ZM52 192V191H51ZM183 192V191H182ZM208 192V191H207ZM225 192V191H224ZM58 193V192H57ZM105 193V192H104ZM115 193V192H114ZM179 193H181L180 192V190H179ZM178 192H177V194L178 195H180ZM251 193H253V192H251ZM21 194V195H22ZM48 194V193H47ZM67 194V193H66ZM111 194V193H110ZM112 194H113V192H112ZM117 194V193H116ZM121 194H122V196H123V193L121 192ZM128 194V193H127ZM192 194V193H191ZM190 194V195H191ZM198 194V193H197ZM204 194V193H203ZM210 194V195H211ZM109 195V194H108ZM119 195V194H118ZM129 195H130V192H129ZM178 195H176V196H178ZM182 195V194H181ZM180 195V196H181ZM208 195V194H207ZM27 196V195H26ZM25 196V197H26ZM53 196V195H52ZM117 196V195H116ZM196 196V195H195ZM194 196V197H195ZM204 196H206V194L204 195ZM203 196V197H204ZM18 197V196H17ZM24 197V198H25ZM33 197V196H32ZM57 197V196H56ZM108 197V196H107ZM124 198H125V196H123ZM190 197V196H189ZM197 198H199L200 197V195H197L196 196ZM195 197V198H196ZM18 198H20V197H18ZM43 198V197H42ZM48 198H49V196H48ZM72 198V199H73ZM99 198V197H98ZM112 198H114V196L112 197ZM128 198H129V196H128ZM181 198V197H180ZM179 198V199H180ZM202 198V197H201ZM244 198H245V196H244ZM52 199V198H51ZM107 199V198H106ZM117 199V198H116ZM134 199V198H133ZM184 199V198H183ZM182 199V200H183ZM192 199L193 198H191V200H189V202L190 203H188L189 205V207H191L192 206V209L190 210L189 209V215L188 216H184V217H182V220H184V221H186V223L185 224H188V223H191V222H194V220H199V221H197L196 222V229H194L193 228V230H194V232L193 233H191L192 235H190V236H192V240L191 241H194V242H200L201 243V241H202V243L204 242V241H206L207 240V238H205V236H202V238H201V231H202V229L203 228H205V226L204 225H201V214H202V211H201V213H200V215L198 214V212H200V211H198L197 209H199L200 207H198L197 209H196V207L194 206L195 204V202H191L192 201ZM200 199V198H199ZM211 199V198H210ZM3 200V199H2ZM35 200V199H34ZM33 200V201H34ZM109 200V199H108ZM181 200V201H182ZM194 200H197V199H194ZM193 200V201H194ZM204 200V199H203ZM14 201V200H13ZM17 201V200H16ZM24 201V200H23ZM47 201V200H46ZM49 201V200H48ZM131 201V200H130ZM178 201H180V200H178ZM187 201V200H186ZM186 201L184 200V202L186 203ZM206 201V200H205ZM204 201V202H205ZM30 202V201H29ZM36 202V201H35ZM72 202H73V200H72ZM173 202V203H172ZM201 202H202V199H201ZM201 202H199V203H201ZM208 202V201H207ZM217 202V201H216ZM221 202V201H220ZM260 202V203H259ZM264 202V201H263ZM262 202V203H263ZM15 203H17V202H15ZM97 203V204H96ZM101 203V202H100ZM110 203V202H109ZM126 203V202H125ZM179 203H181V202H179ZM185 203H183L184 205H185ZM191 203H192V205H191ZM210 203V202H209ZM31 204V203H30ZM49 204V203H48ZM73 204V203H72ZM89 204V205H88ZM112 204V203H111ZM111 204H109L110 206H111ZM116 204V203H115ZM119 204V203H118ZM117 204V205H118ZM187 204V203H186ZM218 204V203H217ZM264 204V203H263ZM17 205V206H16ZM16 205H14L15 206V208L13 209L14 211H16V210H18V211H21V218H20V224L18 223V221H14V219H8L7 218V216L6 215H2V216H0V218L2 219L1 221H2V224L3 223H6L7 224V226H9V228H12V232H11V234H13L12 235V238H14L15 240H16V242L19 244V243H22V242H24L25 240H24V237L26 236V234H28L27 233V229H26V226H28V225H32V218L30 217V216H28V214L30 215V211H32L33 212V214L35 215V216H38V217H41V218H46L47 220H49V217L48 216H44L43 215V212H39V210H35L36 209V207H34V208H29V210H26V206H24V205H27L26 203L25 204H23L22 203V199H21V205H22V207H18V203L16 204ZM32 205H34V204H32ZM108 205V206H109ZM120 205H122V204H120ZM196 205H198L197 204V202H196ZM199 205H201V204H199ZM215 205V204H214ZM238 205H240V203L238 204ZM237 205V206H238ZM262 205V204H261ZM89 206H91V207H89ZM105 206H107V205H105ZM123 206V205H122ZM130 206V205H129ZM204 206V205H203ZM217 206V205H216ZM221 206H222V204H221ZM112 207V206H111ZM116 207V206H115ZM120 207V206H119ZM131 207V206H130ZM162 207V208H161ZM181 207V206H180ZM184 207V206H183ZM202 207V206H201ZM210 207H211V205H210ZM219 207V206H218ZM228 207V206H227ZM242 207V206H241ZM260 207V208H259ZM264 207V206H263ZM128 208V207H127ZM145 208V207H144ZM240 208V207H239ZM239 208H237V209H239ZM242 208V209H243ZM5 209V208H4ZM3 209V210H4ZM109 209H112V208H109ZM142 209V208H141ZM159 209V210H160ZM229 209V208H228ZM234 209V208H233ZM232 209V210H233ZM264 209V208H263ZM262 209V210H263ZM2 210V211H3ZM10 210V209H9ZM49 210V209H48ZM108 210V209H107ZM145 210V209H144ZM199 210H201V209H199ZM210 210V209H209ZM222 210V209H221ZM225 210V209H224ZM5 211H8V210H5ZM128 211V210H127ZM131 211H132V209H131ZM134 211V210H133ZM136 211H137V209H136ZM136 211H135V213H136ZM140 211V210H139ZM182 211H183V209H182ZM185 211V210H184ZM212 211H213V209H212ZM239 211V210H238ZM242 211V210H241ZM243 211H244V214L243 215H245V218H244V220L243 219H241L242 221H240L239 219V217H241L239 214H237V211H236V213L235 214H237V217H231L232 219L230 220V221H233L232 223L231 222H229V223H231L230 224V226H229V224L226 226V225H224L226 228H224V227H222V229L224 230V229H230L231 227H232V225H233V228H231L230 230V232L231 233H233V234H235V233H238L239 232V230L240 229H242V227L247 223V222H255V221H259V228H257L256 229V234L258 235V236H256V237H259L258 239H261V238H263V239H261L262 240V243H260L258 240H257V238L255 237V236H253L252 234H249L248 236H246L245 237V242L248 244V245H250L251 247H250V249H249V252H247V251H244V250H242V252H238V253H236L235 254V258H237L238 260H239V264H263L264 263V218H262V217H260V216H258L257 217V215H253V214H251L249 211H245L244 209H243ZM261 211V210H260ZM259 211V212H260ZM49 212V211H48ZM62 212V213H61ZM118 212V211H117ZM126 211H124V212H121V214H123V213H125ZM171 212V213H170ZM186 212H188V211H186ZM207 212V211H206ZM214 212V211H213ZM240 212V211H239ZM258 212V214L259 215H261L263 212H260L259 213ZM1 213V212H0ZM113 213H115V212H113ZM128 213H130V212H128ZM133 213V212H132ZM131 213V214H132ZM141 213V212H140ZM139 213V214H140ZM145 213V212H144ZM203 213H205V212H203ZM243 213V212H242ZM50 214V213H49ZM119 214H120V212H119ZM126 214V213H125ZM130 214V215H131ZM145 214H147V213H145ZM149 214V213H148ZM212 214V213H211ZM211 214L210 215H206V216H209V217H212L211 216ZM214 214L216 215V212H214ZM235 214H233V215H235ZM241 214V213H240ZM1 215V214H0ZM105 215H107V214H105ZM134 215V214H133ZM171 215V216H170ZM185 215H186V213H185ZM213 215V214H212ZM222 215V214H221ZM232 215V214H231ZM239 215V216H238ZM16 216H18V215H16ZM32 216V215H31ZM107 216H109V215H107ZM116 216V215H115ZM182 216V215H181ZM101 217V216H100ZM104 216H102V218H103ZM114 217V216H113ZM121 216H119V218H120ZM218 217V215H216V217L215 218H217ZM221 217V216H220ZM219 217V218H220ZM227 217V216H226ZM34 218V217H33ZM92 218V217H91ZM97 218V217H96ZM95 217H93L92 219H96ZM107 218V217H106ZM122 218V217H121ZM124 218V217H123ZM129 218V217H128ZM131 218V217H130ZM137 218V217H136ZM181 218V217H180ZM224 218V217H223ZM243 218V217H242ZM57 219V218H56ZM76 219V220H77ZM126 219V218H125ZM125 219L123 220V221H125ZM139 221L138 222H140V219L139 218H137ZM137 219H135V220H137ZM160 219V220H161ZM205 219V218H204ZM203 219V220H204ZM211 219V218H210ZM230 219V218H229ZM17 220V219H16ZM43 220V219H42ZM91 220V219H90ZM103 220V219H102ZM105 220V219H104ZM108 220V219H107ZM112 220H114V219H112ZM117 220V219H116ZM176 220H181V219H176ZM181 220V221H182ZM212 220V219H211ZM210 220V221H211ZM33 221H36V220H33ZM37 221H39V220H37ZM74 221V220H73ZM85 221V220H84ZM86 221H89V220H87L86 219ZM123 221H119L118 220V222H123ZM220 221H222V222H227L225 219H221ZM244 221V222H243ZM247 221V222H246ZM52 222H55V221H52ZM117 222V221H116ZM115 222V223H116ZM117 222V223H118ZM128 222V221H127ZM133 222V221H132ZM137 222V221H136ZM137 222V223H138ZM167 222H165V223H167ZM172 222V221H171ZM213 222H215V221H213ZM217 222V221H216ZM218 222H219V220H218ZM34 223V222H33ZM40 223V222H39ZM56 223V222H55ZM69 223V222H68ZM81 223V222H80ZM109 223V222H108ZM111 223H112V221H111ZM141 223H143V220H142V222ZM160 223V222H159ZM174 223V222H173ZM172 223V224H173ZM178 223V222H177ZM184 223V222H183ZM45 224V223H44ZM67 224V223H66ZM74 224V223H73ZM94 224V223H93ZM122 224H125V223H122ZM134 224H135V222H134ZM133 224V225H134ZM145 224V221H144V223H143V225ZM162 224H164L163 222H162ZM162 224H160V225H162ZM171 224V223H170ZM175 224V223H174ZM180 224V223H179ZM184 224V225H185ZM221 224V223H220ZM63 225V224H62ZM76 225V224H75ZM82 225V224H81ZM106 225V224H105ZM105 225L103 226V225H101V226H103V227H105ZM132 225V226H133ZM140 224L138 223V225H136V230H135V232H137V233H142L141 232V228L143 227H141L140 228V226H139ZM142 225V224H141ZM158 225V224H157ZM159 225V226H160ZM168 225H169V223H168ZM216 225V224H215ZM35 226V225H34ZM43 226V225H42ZM47 226V225H46ZM49 226V225H48ZM57 226H60L59 224L57 225ZM89 226V225H88ZM109 226H110V223H109ZM119 226H121V225H119ZM124 226V225H123ZM130 226L131 225H129L128 227L130 228ZM145 226V225H144ZM176 226H178V224L176 225ZM180 226H182V225H180ZM179 226V227H180ZM206 226H207V224H206ZM33 227V226H32ZM64 227V226H63ZM68 227H69V225H68ZM74 227V226H73ZM85 227V226H84ZM98 227V226H97ZM112 227V226H111ZM118 227V226H117ZM116 227V228H117ZM150 227H148L147 226V228H150ZM157 227V226H156ZM155 227V228H156ZM166 227H168V226H166ZM209 227V226H208ZM53 228V227H52ZM118 228H120V227H118ZM133 228H134V226H133ZM145 228V227H144ZM158 228V227H157ZM156 228V229H157ZM163 228V227H162ZM164 228H165V226H164ZM170 228H171V226H170ZM174 228V227H173ZM180 228H182V227H180ZM185 228V227H184ZM19 229L21 230V231H19ZM44 229V228H43ZM77 229V228H76ZM102 229H104V228H102ZM102 229H101V231H102ZM109 229H110V227H109ZM112 229V228H111ZM124 229H125V227H124ZM123 229V230H124ZM126 229H127V227H126ZM155 229V230H156ZM58 230V229H57ZM105 230H106V228H105ZM108 230V229H107ZM115 229H113V231H114ZM144 230V229H143ZM159 230V229H158ZM163 230V229H162ZM161 230V231H162ZM178 229H170V231H169V233H171V236H174V234H175V236L174 237H172V238H176V240L177 241H184V239H183V233H184V231H183V233H182V235L180 234V232L179 231H182V230H179V231H177ZM184 230V229H183ZM190 230V229H189ZM223 230H219V232L220 231H222V232H224ZM235 230V231H234ZM50 231V230H49ZM98 231V230H97ZM100 231V230H99ZM133 232H134V229L132 230ZM150 231H151V229H150ZM153 231V230H152ZM204 231V230H203ZM33 232V231H32ZM37 232V231H36ZM39 232H41V231H39ZM47 232V231H46ZM53 232H56V229H55V231H53ZM60 235H59V237H60V239H59V237H58V241H61V240H63V241H61V242H64V241H66V239L67 238H69V237H74L75 239H74V242L77 240V238H78V236H79V233L75 230V229H73V228H68V229H60L59 231H57ZM115 232V231H114ZM118 232V231H117ZM128 232V231H127ZM127 232H125V233H127ZM186 232V231H185ZM196 232V233H195ZM89 233V232H88ZM101 234L103 233V232H100ZM107 233V235H109V232H106ZM111 233H113V232H111ZM148 232H146L145 234H147ZM168 233V232H167ZM168 233V234H169ZM49 234H50V232H49ZM81 234V233H80ZM90 234H91V232H90ZM95 234V233H94ZM99 234V233H98ZM128 234H131V233H128ZM164 234H166V233H164ZM204 234V233H203ZM210 234V233H209ZM227 234V232H224V233H217L216 235H215V238H217L218 239V242H220V243H224L225 244V238H227V237H224L225 235ZM43 235V234H42ZM52 235V234H51ZM50 235V236H51ZM103 235H105V233L103 234ZM102 235V236H103ZM111 235V238H112V235L113 234H110ZM121 235V234H120ZM126 235V234H125ZM134 236H135V234H133ZM144 235V234H143ZM157 235V234H156ZM213 235V234H212ZM28 236V235H27ZM37 236V235H36ZM47 236V235H46ZM114 236V235H113ZM124 236V235H123ZM129 236V235H128ZM162 236V235H161ZM164 236V238L166 237L165 235H163ZM170 236V235H169ZM33 237V236H32ZM91 237V236H90ZM115 237V236H114ZM117 237H118V235H117ZM131 237V236H130ZM139 237V236H138ZM144 238L142 239V237H141V239H139V238H137V240H135L134 239V241L132 242V241H130V242H132L133 243V246H131V248H132V251L134 250V249H139V248H143V247H145L146 248V250H145V252H143V253H138L136 250L135 251H133L134 252V254H131V253H124V252H117L116 250H111L110 248H105L104 247V251H105V253H107V252H109V253H107V254H112V255H110V256H107V257H113V259H114V257H117V256H120V258L121 257H123L124 258V260H127V262H128V260L129 261H131V258H138V257H143L144 258V256L146 255L148 258L149 257H152L153 259L154 258H156V260H159V262L162 264V263H165V262H167L166 260H168L169 258H173L174 257V254L173 253H171V252H168L167 251V249H165V248H163L164 246H162V247H160L159 248V250L158 251H155V249H156V246H158V245H156V246H154L155 244V235H153L152 233L150 234V235H146V236H143ZM159 237V236H158ZM185 237V236H184ZM204 237V238H203ZM206 237H207V235H206ZM209 237V236H208ZM212 237V236H211ZM231 237V236H230ZM47 238V237H46ZM45 238V236H42V237H36L35 238V240H38V241H42V243L43 244H41V245H34V244H32V245H34V246H28V247H31V248H29V251H30V254L31 255H34V256H36V257H38V258H40V259H42V257L44 256V258H47V256H48V252H50L49 250H47L48 252H46V254L45 253H42L43 252V250L45 249V247L47 246V248H48V246L51 244H48V241H50V240H48L47 241V239ZM53 238H55V237H53ZM57 238V237H56ZM82 238V237H81ZM98 238V237H97ZM106 238H107V236H106ZM126 238H127V235H126ZM168 238H171V237H168ZM171 238V239H172ZM186 238H188V237H186ZM185 238V239H186ZM191 238V237H190ZM214 238V239H215ZM28 239H30V238H28ZM32 239V238H31ZM46 239V240H45ZM70 239V238H69ZM114 239H117V238H114ZM125 239V238H124ZM208 239H210V237L208 238ZM233 239V238H232ZM52 240V239H51ZM111 240V239H110ZM113 240V239H112ZM128 240V239H127ZM127 240H125V241H127ZM164 240V239H163ZM224 240V241H223ZM34 241V240H33ZM47 241V244H45V242ZM53 241H57V240H53ZM72 241V240H71ZM87 241V240H86ZM95 241H97V239L95 240ZM99 241V240H98ZM116 241H118V240H116ZM115 240H114V242H116ZM122 241H124L123 239H122ZM129 241H127V243H129ZM157 241H159V240H157ZM162 241V240H161ZM167 241H169V239L167 240ZM173 241V240H172ZM217 241V240H216ZM230 241V240H229ZM50 242H52V241H50ZM69 242V241H68ZM67 242V243H68ZM92 242V241H91ZM105 242V241H104ZM104 242H102V243H104ZM119 242V241H118ZM160 242V241H159ZM214 242V241H213ZM228 242V241H227ZM28 243V242H27ZM40 243V242H39ZM56 243V242H55ZM58 243V242H57ZM66 243V244H67ZM106 243H107V239H106ZM120 244L121 243H123V242H119ZM126 243V242H125ZM126 243V244H127ZM132 243H130V244H132ZM172 243H174V241L172 242ZM179 243V242H178ZM201 243V244H202ZM209 243H211L212 244V242H209ZM229 243V242H228ZM71 244V243H70ZM96 244V243H95ZM94 244V245H95ZM98 244V243H97ZM111 244H112V242H111ZM113 244H116V243H113ZM118 244V243H117ZM116 244V245H117ZM157 244V243H156ZM195 244V243H194ZM214 244V243H213ZM219 244V243H218ZM22 245V244H21ZM31 245V244H30ZM68 245V244H67ZM66 245V247H65V245H64V247L61 249V250H59V252H54V251H52V249H50L52 252H50V254H51V256L53 257V258H57L56 260H54V261H52V262H49L48 264H95L96 262H89V260H88V256L89 257H96V256H99L100 257V255H101V253L102 252H97L98 251V249L97 248H93V247H88V245L87 246H85L84 244L83 245H76V246H74V247H69V246H67ZM109 245V244H108ZM128 245V244H127ZM196 245V244H195ZM199 245V247H200V244H198ZM210 245V244H209ZM226 245V244H225ZM106 246V245H105ZM115 246V245H114ZM123 246V245H122ZM172 246V248L170 247V244H169V246L168 247H170L171 249H173V246H174V244H172L171 245ZM193 247H195L194 245H192ZM4 247V246H3ZM2 247V248H3ZM52 247V246H51ZM50 247V248H51ZM54 247H56V246H53L52 248H54ZM117 247H119V246H117ZM180 247V246H179ZM191 247V246H190ZM192 247V248H193ZM198 247V248H199ZM202 247V246H201ZM201 247H200V249H201ZM204 247V246H203ZM217 247H219V245H217ZM46 248V249H47ZM114 248V247H113ZM123 248V247H122ZM124 248H126L125 246H124ZM128 248V247H127ZM126 248V249H127ZM185 248V247H184ZM207 248H208V246H207ZM1 249V248H0ZM22 249H24V248H22ZM22 249H21V251H22ZM49 249V248H48ZM58 249V248H57ZM100 249V248H99ZM110 249V250H109ZM115 249V248H114ZM125 249V250H126ZM196 249H197V247H196ZM195 249V250H196ZM24 250H26V249H24ZM129 250H130V248H129ZM181 250V249H180ZM186 250H189V248L188 249H186ZM6 251H8V250H6ZM102 251V250H101ZM171 251V250H170ZM204 251V250H203ZM207 251H208V249H207ZM207 251H205V252H207ZM212 251V250H211ZM211 251H209V252H211ZM214 251V250H213ZM2 252V251H1ZM27 252H28V249H27ZM141 252V251H140ZM175 252V251H174ZM190 252V251H189ZM193 252L195 253V252H197V251H192V254H193ZM204 252V253H205ZM104 253V252H103ZM184 253H185V251H184ZM188 253V252H187ZM203 253V254H204ZM22 254V253H21ZM28 254V253H27ZM30 254H28V255H30ZM141 254H143V255H141ZM217 253H215V255H216ZM206 255H207V253H206ZM218 255V254H217ZM14 256V255H13ZM103 256H106V254H103ZM103 256H101V257H103ZM192 255H190V257H191ZM17 257V256H16ZM30 257V256H29ZM146 257V258H147ZM189 257V256H188ZM201 252L199 253V256H193V257H191V258H189V260L190 259H194V261L195 260H199V262H198V264H201V260H203V259H201ZM211 257H212V255H211ZM253 257H255L256 259H258V260H260L261 261V263H259V262H257V261H255V262H253ZM37 258V259H38ZM73 258H78V259H80L79 261H76V259H73ZM122 258V259H123ZM145 258V259H146ZM178 258V257H177ZM203 258V257H202ZM208 258V257H207ZM11 259V258H10ZM23 259V258H22ZM36 259V260H37ZM49 259V258H48ZM102 259V258H101ZM132 259V261H134ZM140 259V258H139ZM144 259V260H145ZM174 259V258H173ZM209 259V258H208ZM226 259V257L225 256H215V257H213L211 260H212V262H211V264H225L226 262H224V260ZM27 260V259H26ZM33 260H35V259H33ZM32 260V261H33ZM50 260H53L52 258L50 259ZM116 260V259H115ZM123 260V261H124ZM137 260L138 259H136V262H137ZM178 260V259H177ZM205 260V259H204ZM15 261V260H14ZM23 261V260H22ZM45 261V260H44ZM46 261H47V259H46ZM100 261V260H99ZM102 261V260H101ZM100 261V262H101ZM155 261V260H154ZM171 261V260H170ZM174 261V260H173ZM176 261V260H175ZM194 261H191V262H194ZM209 261H210V259H209ZM24 262V261H23ZM26 262V261H25ZM31 262V261H30ZM29 262V263H30ZM147 261H145V263H146ZM184 262V261H183ZM17 263V262H16ZM19 263V262H18ZM28 263V262H27ZM28 263V264H29ZM38 263V262H37ZM41 263V262H40ZM39 263V264H40ZM125 263V262H124ZM124 263H122V264H124ZM132 262H130V264H131ZM139 263V262H138ZM144 263V264H145ZM207 263V262H206ZM2 264V263H1ZM33 264V263H32ZM36 264V263H35ZM45 264V263H44ZM96 264H100V263H96ZM104 264V263H103ZM107 264V263H106ZM116 264H117V262H116ZM134 264V263H133ZM137 264V263H136ZM141 264H143V262L141 263ZM170 264H172V263H170ZM189 264V263H188ZM190 264H192V263H190Z\"/></svg>",
	"mask_w": 264,
	"mask_h": 264
}]
</instances>
